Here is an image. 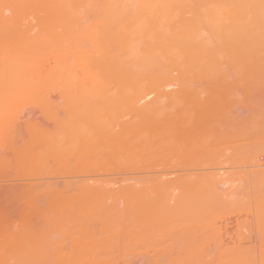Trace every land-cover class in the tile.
I'll use <instances>...</instances> for the list:
<instances>
[{
	"label": "rangeland",
	"instance_id": "374dc122",
	"mask_svg": "<svg viewBox=\"0 0 264 264\" xmlns=\"http://www.w3.org/2000/svg\"><path fill=\"white\" fill-rule=\"evenodd\" d=\"M28 2V0H0V195H2L3 194V196L1 197L0 196V213L3 215V216H1L0 215V234L2 233V234H6L5 236H6V238L7 239H9V240H6V239H4L6 242H4V240H3V237L5 238V236L4 235H0V258H2V259H0V264H261V262H259L260 260H259V258H260V256H259V254H260V249H259V246L261 247V250L263 251L264 249H263V245H264V242L262 243H260L259 241L260 240H258L260 237H264V229H263V227H264V225H262L263 223H264V199H262V198H264V196L262 195V194H264L261 190H260V193H257L256 195H254V193H255V191L254 190H256V188L258 187V185H259V188L260 189H263L264 187V181H263V177L264 176H261L262 175V173H263V171H264V75L263 76H261L260 75V72H256L257 74H258V76L256 75V77L253 75V76H251V77H248V75L247 76H245L244 74H245V71L243 70V69H241V71L242 72H238V71H236L237 72V74L233 71V69H235V68H233L231 65H229L230 63H226V64H228L230 67H231V69L229 70L228 69V71L226 70H223L222 68H223V66L221 67V69L223 70H219V71H222L221 73H218V75L215 73V75H213V74H211V73H213V72H208L210 75H208V74H206L207 72H204L205 73V75L203 74L202 75V77H201V75H200V73H198L199 74V76L198 75H196L195 76V78L197 79L196 81H195V79H194V77L192 78L191 77V74L190 73H188V74H190V76L189 77H191L192 79H194V80H192L191 78H189L188 76H187V74H186V72H182L181 74L179 73V71H177L178 69H176V70H173V69H175V68H173L172 70L170 69L169 70V72H167V71H165V74H167V73H170V71H173L174 73H172L171 72V80H169V78H168V75L169 74H167V76H166V78H165V76L163 77L164 78V81H165V79H166V82H164V85H160V86H157V87H153V88H151V89H149V88H147L149 91H146V93H148V94H146L145 93V95H148L146 98H144L143 100H141L142 101V103L143 104H149L150 102H152V101H155V104H153V107H150V108H148V109H151V110H153L154 111V109H156L158 106V104L160 105V104H162V105H164V108H165V105H167L168 103H171L172 101H176V100H171V99H173L175 96H177V98L179 97H181L180 98V100L184 97V94L185 93H188V90L189 91H192V90H194V91H197V92H193L194 94H197V95H194V96H191V92H189V93H191V94H189V95H185V96H188V97H190V98H193V97H195V98H193V99H195V101H196V99H199L200 101H203L205 98L204 97H206L207 95L208 96H210V99L208 98V96H207V99H205V100H208L209 99V101H210V103L211 102H214V104H213V106H212V108L215 106V103L219 106H215V108L216 107H218V108H221L222 107V111L219 109V111H221V112H218L217 114H215L216 112H217V110L216 111H214L215 109L213 108V111L215 112L214 113V115L216 116V118H222V120H217V122H219L220 121V123H218L217 125L218 126H216V125H214V127L216 128V129H218L217 127H219L220 128V125H221V128L222 129H219L218 131L214 128V127H212L213 125H212V122L214 121L213 119H211V121L212 122H210V123H206V122H204V124H207V126H208V124H211L212 126V129H210V130H207V126H203L204 124L203 123H201L202 125L200 126V123L198 122V120L200 119L201 120V118H199V116H197V122H194L193 120L194 119H192V122H191V124L190 125H192V123L194 122V123H196V124H199V127L198 126H196V124H194L193 123V125L192 126H190V125H188V129L190 130L191 128H189V127H193L194 125H195V127L193 128L194 130V136H195V134H196V137L198 138V136H200L201 134H200V132H203L204 133V129H202V127L203 128H205V133H206V130H207V133L208 132H210V131H212L213 129H215V132H212L211 133V135L213 136V134H214V136H216L215 138H223L220 134H224L223 136H224V138L223 139H225L226 138V136H228L229 135V137H230V134H231V136H234V137H232L231 138V140H230V138H226L225 139V143H226V145H223L224 144V140L223 139H221L220 138V142H218V139H214V137H212L214 140H215V147H217V149H219V147L217 146V145H219V144H221L222 143V145L223 146H226L227 147V149H228V147H229V149L228 150H226L225 149V151L223 150V146L221 145L220 146V148L221 149H219L218 151L215 149V151L217 152V153H215L214 151H213V149L215 148V147H213L214 146V144H213V146H212V143H213V140H209V138L210 137H208V136H206V137H208V139L207 140H209V141H211V146H209L208 144H206L207 146H208V148L209 147H211L210 149L213 151V152H211V154H212V157H213V155L214 156H218V155H221V154H223L222 155V157L221 158H223L224 157V160L223 159H221L220 157H218V158H216V159H214L215 161H218L217 159H221L220 160V162H218V163H221V161H222V165H220V164H218V165H220V167H217L216 168V165L217 164H214L213 162H215V161H212L213 160V158H215V157H213L212 159H210V160H208V162H207V160H206V162H204L203 164H206V163H208V164H211L210 165V167H209V165H206V170L207 171H209V169L212 171V169H213V166H214V168L215 169H213V170H215L216 171V169H217V172H219V174L217 175V176H220V174H221V177H223V176H228V173L230 172V173H232L233 175L235 174V176H233V178L231 177V176H229L230 177V179L232 180V181H235V182H237V184L235 183V182H233L234 184H235V187H234V185H232L233 183L230 181V179H225V178H227V177H225V178H223V180L225 179V184H226V182H231V183H227V185H224V181L221 179V180H219V178L218 177H215V178H210V179H213L212 181H214V179H216L217 178V182L219 181H221L222 182V188L220 187L221 185V182L219 183V186H218V188L220 189L219 191H220V193L222 194L221 196H223L224 194H225V198H224V196L223 197H219V198H214V197H210V195L211 194H213L212 192H210L212 189H211V186L214 184V182H215V184H216V181H214V182H212L211 183V180L209 181V183H211L210 185V189H208V190H210L209 191V193H211V194H209V196L208 195H206L205 196V194H200L201 196H203L204 198L202 199L199 195V197L198 198H201L203 201H204V199H205V201L204 202H206V203H208V201H209V198H211L212 199V201L211 202H213V199H218V200H214V202L215 201H217V204H218V206L220 207V209L221 210H223L221 213L217 210V211H215V213H214V210L213 211H211L210 209H212V208H210L209 210L210 211H202V209H204L205 207H203L202 209H201V207H199L198 208V211H199V209H201V211L203 212V215L201 214L202 212H199L200 213V218H199V216L198 217H196V215H198V214H196L195 215V209L192 211L191 210V208L193 209V205H191V206H193V207H191L190 206V199H189V201L187 202V203H185V204H182V206L179 204V207H185V209H187L186 211H188V212H186L187 214H189V215H191V213L193 212L194 213V220H196V218H198L199 220H201L200 222H198V219H197V223H195L192 227H194L193 229H192V227L191 228H189L191 225H192V223H194L195 221L192 219V215H191V219H190V216H189V218L186 220V221H189V222H191L192 220L194 221H192L191 223H189L190 225H189V229H186L185 227H184V224H182V226H178V224H176L178 227H180V229H177L178 227L175 225L173 228H171V226L169 225V226H167L168 228L170 227V229H168L167 227H165V230H163L162 228H156V227H154L153 228V226L154 225H152V227L150 228V226H149V229H147L146 228V230H145V232L148 234V237L146 236L147 234H145V237L142 235V232L144 231H142L141 230V232H140V228L142 227V229H144L143 227H144V220L143 219H145V218H143V219H141L140 217V220H142V221H138L139 223H137V224H139L138 226V228L136 227V229H134V227H133V229L131 228V226H133L134 225V223L136 222V221H132V222H134V223H132V225H129L130 223H128V224H126L127 226H122L120 223V227L118 226V224H117V222H116V224H114L115 223V220H113V218L111 219L110 217H108L109 215H107L106 216V218H108V220L110 219V222H109V224H108V222L106 221V223H105V225H107V232H109V231H112V233L110 234V233H107L106 234V230H105V232L103 231L104 229H106V227L103 225L104 224V220L102 221V219L101 218H99V217H101V216H99L100 214H104V215H106L104 212H101L99 215H97L96 217H95V215H93V213H89V214H92L91 216H89V220L90 221H92L91 223H90V221L88 220V222H89V226L91 227V225L92 224H94V225H92L93 227H94V229L92 228L91 230V232H93L94 230H95V234H94V237L93 236H90L89 235V237L92 239V241H91V243H90V245H89V240H91L89 237V239H88V241L89 242H87V236H82V233L83 232H81L80 234V239H78L77 240V237L79 236V234L76 236V234H74L76 231L73 229V228H75L74 227V224L72 223V221L74 220H72V218H68V213H70L69 211H68V213H66L65 212V215H66V218H68V220L66 219V221H64L63 220V218L64 217H62L61 218V215L60 214H62L64 211V209H68L67 208V206H66V203H67V201L66 200H70L71 201V203H72V201H73V199L71 198V197H73V196H75V195H77L78 193H80V196L82 197H79V195H77V197H79L78 199L81 201V199H84V197L86 196V194L84 195V194H81V193H83L84 192V190H83V192H82V188H80V184L82 183L81 182V180L83 179V178H85L86 177V179L88 178H90L91 180H92V178H93V181L95 180V179H99V177L101 178V176L100 175H98L97 176V173L95 174V175H93V176H90L89 174V176L87 175H85V177H84V175H83V173H84V171H83V173H82V175L81 176H79L81 173H80V171H82L83 170V168H85L86 167V165L88 166L87 168L89 169V167L91 168V169H93V167H91L90 166V164L89 163H87L88 162V160L86 161V159L87 158H84V156H83V152L81 151V149H79V146H77L78 147V149H76V148H74V149H72L73 148V146H71V147H67V146H69L68 144H72L71 143V141L72 142H74L73 141V136H74V132H76V134H75V136L74 137H77L76 135H77V133H82V130L80 131V130H78L79 132H77V130H76V128H77V124H75L76 122H78L79 121V119L82 117V118H84V119H82V120H85V117L84 116H86V122H88V124L84 121V123H86L87 125H89L90 126V123H91V121L92 122H94L93 120L95 119V117H96V119H101V117H102V121H103V117L104 116H102V115H106L107 113H109V116H108V118L106 119V120H104V122L105 121H108L109 119V121H108V123L106 122V123H103V124H105V126H106V124L108 125L109 124V122L113 125V127H111V125L109 126L110 128H107L108 126H104V125H102L101 123L99 124V125H102V127H104L105 129H103V128H101L104 132H103V134L105 133V134H107V136H105V134L103 135V136H100V137H107V138H105V139H108V136L110 135V134H113L114 135V133H118L117 131L120 129V126L121 125H118L117 127L119 128H117L116 127V124H118L119 122L118 121H120V119H122L123 120V118L122 117H129V114L131 113L132 114V112H133V114H135L134 113V111L132 110H129V106L128 105H126L125 107H124V103H123V106H122V104L120 103L121 101H119V103L117 102V101H114V100H116V99H114L115 97L113 96L114 95V93H116L117 92V89H116V87H114L115 85H114V83L113 82H111L110 80H107V79H110L111 78V76L108 74L107 75V77L105 76V78H103L102 77V74H99V73H97V72H94L93 70H91L90 72H93V73H91L90 74V76L91 75H96V76H92L93 78H91V79H93V80H88V79H90V76H89V73L87 72V68L85 69V67L86 66H88V61H87V58L86 57H88L90 54H95V52H97V48L95 47L96 45H94L95 43L94 42H92L91 41V37H93V33H97V34H99L100 35V32L102 33V31H101V25L99 24V23H101L102 21L99 19V18H101L100 16H102L103 15V13H104V11H99L98 12V10L95 8V7H98L99 6V8H101L100 7V2H99V4H97L98 3V1L96 2V5L97 6H94L93 8H95L96 9V12H95V10L94 11H91V8H90V11L92 12H90V11H88L90 14H88L87 12H86V10H85V12H84V9H79L81 12H79L78 10V12H76V13H74V14H76V16H79V18H82V17H86V18H88V19H86L87 21H88V23H89V21H91V24H87V21H85V20H82V21H79V23L81 22V24H82V22H84L85 23V25H86V28H84L85 26H81L80 24V26H81V28H79L80 26L77 24V22H75V23H72L71 22V24H69L70 22H67L68 24H66L65 25V23L66 22H63V24L64 25H62L61 23V27L60 28H56L55 26H57V25H59L58 23H56V25H55V23H51V24H47V26H45V23H42V22H39V18H41L42 16H43V14H45L44 12H39V13H37V12H35V11H38V10H34V11H32L33 9H27V4L25 3V2ZM47 0H45V2H46ZM49 1V2H48ZM47 2L48 3H51L52 5L51 6H54L53 5V2H55V4L57 5L59 2H57L56 3V1L57 0H48ZM61 3V2H60ZM59 3V4H60ZM59 6V5H58ZM29 7V6H28ZM57 7V6H56ZM51 9L50 10H52V12L51 13H53V12H55V13H57V8H53V7H50ZM32 11V12H34V16L29 12V11ZM55 10V11H54ZM88 10H89V8H88ZM102 10V9H101ZM27 12V13H26ZM49 12V11H48ZM48 13V14H51V13ZM60 12L61 11H59V14H60ZM65 11H63V13H64ZM30 14V15H29ZM38 16H37V15ZM65 15V14H64ZM114 15H116V14H114ZM34 17V19H32L33 17ZM36 16V17H35ZM89 16H93V18L95 17V16H97V23H96V20L94 19H90L89 18ZM26 18V19H25ZM115 18H117V17H115ZM31 19L33 20V21H31ZM37 22H36V21ZM93 21H95V23L93 22ZM31 22V23H30ZM34 22H36V23H34ZM83 23V24H84ZM39 24L41 25V26H39ZM96 24H98L99 25V28H98V25H96ZM44 25V26H43ZM49 25L51 26H53L54 25V27H55V32L53 33L52 31H53V29H54V27H53V29H52V26L51 27H49ZM72 26V27H70V28H66L65 26H67V27H69V26ZM90 25V26H89ZM89 26V27H88ZM96 26V27H95ZM59 27V26H58ZM64 29H63V28ZM83 27V28H82ZM94 27V28H93ZM49 28H51V30L49 29ZM62 28V29H61ZM44 29H49L48 31L47 30H44ZM58 29H60L59 31H58ZM78 29H80V30H78ZM83 29V30H82ZM91 29V30H90ZM94 29H95V31H94ZM99 29H100V31H99ZM30 30V31H29ZM75 30H78V31H75ZM83 31H87L86 33L85 32H82ZM97 31V32H96ZM37 32V33H36ZM74 32V33H73ZM61 33H63L64 35H66L65 36V39H64V36H63V40L65 41H63L62 42V37H60L61 35H59V34H61ZM65 33H68V34H75L74 35V37L77 35V34H79L80 35V37L82 38V39H86V40H89V42H86V40H83L82 42H84V43H86L87 45H86V47H85V44L83 45V46H80L79 44H83V43H81L80 41H79V39L80 38H77V39H75V40H78L77 42H74V40L72 41V39H70V37L69 36H67L68 34H65ZM77 33V34H76ZM31 34V36H29ZM43 35L44 34V36L42 37L41 35ZM53 34V35H52ZM48 35H50V36H48ZM16 36V37H15ZM39 36V37H38ZM56 36H58V38L56 37ZM84 36V37H83ZM88 36V37H87ZM60 37V38H59ZM74 37H71V38H73L74 39ZM105 37V35L103 36V33H102V38H104ZM25 38V39H24ZM34 40H33V39ZM52 38V39H51ZM70 39V41L69 40H67V39ZM89 38V39H88ZM14 39H16V40H14ZM43 39V40H42ZM55 39H59V40H55ZM61 39V40H60ZM44 42V43H51L50 45L51 46H53V47H56V48H53L54 49V51H52V47L51 46H49V47H47L46 46V44H44L42 41ZM31 41V42H30ZM39 41V43L37 44V42ZM56 41V42H55ZM58 41H60V42H58ZM62 42V43H61ZM66 42H74L75 44H77V46L74 44L73 46H70V45H72L73 43H71V44H65ZM19 43V44H18ZM32 43V44H31ZM34 43V44H33ZM57 43H58V46H59V49H57ZM61 43V44H60ZM94 43V44H93ZM41 44V45H40ZM48 44V45H49ZM92 44H93V46H92ZM43 45V46H42ZM42 46V47H41ZM45 46L47 47L46 49H45ZM69 46V47H68ZM87 46H89V47H87ZM60 47H61V49H60ZM62 47H63V49H62ZM83 47H85V48H83ZM91 47H93V49H95L94 50V52L91 50L92 48ZM26 48V49H25ZM51 48V49H50ZM70 48V49H69ZM80 48V49H79ZM88 48H90V49H88ZM37 49V50H36ZM39 49V50H38ZM44 49H45V51H44ZM49 49V50H48ZM65 49V50H64ZM69 49V50H68ZM63 50V51H62ZM75 50V51H74ZM80 50V51H79ZM25 51V52H24ZM33 51V52H32ZM48 51V52H47ZM72 53H71V52ZM92 51V52H91ZM37 52V53H36ZM43 52H45V53H43ZM62 52V53H61ZM74 52V53H73ZM84 52V53H83ZM87 52V53H86ZM89 52V53H88ZM21 53V54H20ZM51 53V54H50ZM43 54V55H42ZM80 54H83V55H80ZM84 54H85V56H84ZM55 55H57V56H55ZM65 55V56H64ZM95 55H97V54H95ZM63 56H64V59H63ZM76 56V57H75ZM81 56V57H80ZM83 56V57H82ZM42 57V58H41ZM44 57V58H43ZM70 57H75V60H77V61H75V60H73V59H71ZM11 58V59H10ZM36 58V59H35ZM68 58V59H67ZM40 59V60H39ZM67 59V61H65ZM72 60V62H74V63H76L77 65H75L74 63V66H75V68H76V70L78 71H76L77 72V74L75 73V71H74V73H72L71 72V70H70V72H71V74H76V76L78 77V79L76 80L75 78V75L74 76H72L71 77V81H73V80H75L77 83H75L74 81L72 82V83H74L75 85H74V87H70L69 89L67 88V86H71V85H69L68 83H67V79L66 78H64L65 77V74H64V72H63V74L64 75H62V77L64 78V79H66V80H64L63 79V81L59 78V77H57L58 75H60V70L57 68L58 67V65L59 64H62L63 63V61H65V63H67L68 62V60H69V63H71V60ZM82 59V60H81ZM86 59V60H85ZM80 60V61H79ZM19 61H20V63H19ZM40 61V62H39ZM59 61H62V62H60L59 63ZM85 61V62H84ZM87 61V62H86ZM82 64H81V63ZM83 62H84V64H83ZM17 63H19V65H17L16 66V64ZM33 63H36V64H34L33 65ZM86 63V64H85ZM13 64V65H12ZM23 64V65H22ZM25 64V65H24ZM226 64L224 65V66H226ZM64 65V64H63ZM20 66V67H19ZM25 66V67H24ZM39 68H38V67ZM72 66V65H71ZM12 67V68H11ZM17 67V68H16ZM18 68L20 69V70H18ZM59 68H60V66H59ZM71 68H73V66L71 67ZM75 68H73L74 70H75ZM227 68V67H226ZM226 68H224V69H226ZM31 70V71H30ZM59 70V72H56V71H58ZM237 70V69H236ZM262 70V69H261ZM264 70V69H263ZM13 71V72H12ZM69 71V70H68ZM73 71V70H72ZM260 71V70H259ZM15 72V73H14ZM27 72V73H26ZM52 72H54V73H52ZM66 72V71H65ZM244 72V74H242ZM14 73V74H13ZM17 73V74H16ZM55 73H57V74H55ZM97 73V74H96ZM178 73V74H177ZM183 73H185L186 75H183ZM233 74L234 76L232 77V75L231 74ZM253 73V72H252ZM261 73H264L263 71L261 72ZM10 74H12V75H10ZM34 74V75H33ZM52 74V75H51ZM69 75H67L68 77H70V73H68ZM104 74V73H103ZM196 74V73H195ZM202 74V73H201ZM223 74V75H222ZM225 74V75H224ZM227 74V75H226ZM249 74V73H248ZM13 75H14V78H13V80H12V77H13ZM86 75V76H85ZM164 74H162V76H163ZM169 75V76H170ZM175 75H178V76H175ZM194 75V73H192V76ZM231 75V76H230ZM260 75V76H259ZM186 76H187V78H186ZM215 76H220V77H223V78H217V80L215 79V81H213V82H211L214 78H215ZM15 77H17V78H15ZM25 77V78H24ZM47 77H49V78H47ZM75 77V78H74ZM86 77H88V78H86ZM98 77L101 79H98ZM109 77V78H108ZM157 77H159V75H157ZM156 76H155V78H157ZM175 77H176V80H175ZM183 77V78H182ZM205 79H204V78ZM210 77H212L211 78V80H210ZM229 77H232L231 78V80L232 79H234V78H239V83H238V81H236V79H234L235 81H236V84L238 85V86H236V84L234 83V82H232L231 84L232 85H234V86H232L230 83H229V80H230V78ZM29 78V79H28ZM30 78H31V80H30ZM34 78V79H33ZM103 78V79H102ZM107 78V79H106ZM154 78V79H155ZM160 78H161V75H160ZM200 78H203V79H200ZM209 78V79H208ZM241 78V79H240ZM242 78L245 80H242ZM257 78V79H256ZM259 78H260V80H259ZM9 79H11L13 82H11L10 83V80ZM14 79H16V80H14ZM23 79V80H22ZM36 79V80H35ZM40 79V81H38V85H37V83H36V81L37 80H39ZM49 79V80H48ZM54 79H55V81H54ZM60 79V80H59ZM83 79V80H82ZM99 80V81H101V84H100V82H97V83H95L96 82V80ZM112 79V78H111ZM159 79V78H158ZM179 79V80H178ZM187 79H189L188 81H187ZM60 82H59V81ZM86 80V81H85ZM95 80V81H94ZM102 80L106 83V84H104V82H102ZM157 80V79H156ZM162 80V79H161ZM160 80V81H161ZM181 80V81H180ZM184 82H183V81ZM190 80H192L193 82H195V83H193V82H191ZM200 82H199V81ZM210 82H209V81ZM222 80V81H221ZM224 80H226L227 81V83L229 84V87H228V85L226 86L224 83L226 82V81H224ZM231 80H230V82H231ZM259 80V81H258ZM22 81H24V82H22ZM52 81H54V82H52ZM66 81V82H65ZM78 81H81L82 83H80V84H82L83 86H85V87H81V85L78 83ZM91 82L89 85H88V83L89 82ZM110 81V82H109ZM159 81V80H158ZM205 81V82H204ZM244 81V82H243ZM33 82V84H31ZM62 82V83H61ZM63 82L64 83H66L65 85L63 84ZM83 82H84V84H83ZM155 82V81H154ZM179 82V83H178ZM183 82V83H182ZM189 82V83H188ZM198 82V83H197ZM207 82H209V83H211V84H208ZM215 82H218V83H215ZM223 82V83H222ZM246 82V83H245ZM256 82H257V85L258 84H260V85H256ZM14 83V84H13ZM22 83H23V85H22ZM28 83V84H27ZM35 83V84H34ZM48 83V84H47ZM50 83V84H49ZM54 83H55V85H54ZM58 83V84H57ZM60 83V84H59ZM71 83V84H72ZM93 83H95V85H93ZM151 83H153V82H151ZM158 83V82H157ZM157 83H156V85H157ZM161 83V82H160ZM166 83H168V84H166ZM191 83V86L189 85ZM202 83V84H201ZM213 83H215L214 85H213ZM221 83V84H220ZM234 83V84H233ZM250 83V84H249ZM27 84V85H26ZM52 84V85H51ZM57 84V85H56ZM68 84V85H67ZM79 84V85H78ZM109 86H108V85ZM155 84V83H154ZM163 84V83H162ZM170 84V85H169ZM177 84V85H176ZM182 84H184V85H187V87L186 86H184V85H182ZM217 84V86H219V87H217V86H215ZM220 84V85H219ZM252 84H253V87H252ZM45 85V86H44ZM59 85V86H58ZM63 85V86H62ZM91 85V86H90ZM100 85V86H99ZM103 85V86H102ZM107 85V86H106ZM155 85V86H156ZM159 85V84H158ZM212 87V89H210L211 87ZM222 85H225V86H223L222 87ZM240 85H241V87H240ZM245 85V86H244ZM247 85V86H246ZM65 86V87H64ZM72 86H73V84H72ZM94 86V87H93ZM166 86V87H165ZM181 88H180V87ZM216 88H215V87ZM232 86V88L233 89H229L230 87ZM243 86V87H242ZM255 86V87H254ZM91 87H93L92 88V90H91ZM105 87H106V89H105ZM150 87V86H149ZM178 87V88H177ZM210 87V88H209ZM226 87H228V89L226 88ZM244 87L245 88H248V89H244ZM161 90H160V89ZM175 88H177V89H175ZM191 88V89H190ZM217 89L218 90V92H217V90H215V89ZM222 88V89H221ZM237 88H239V89H237ZM253 88V89H252ZM52 89V90H51ZM79 89V90H78ZM86 89H88V90H86ZM181 89V90H180ZM214 89V90H213ZM242 89H243V91H242ZM250 89V91H248ZM252 89V90H251ZM30 90H31V92H30ZM74 90V91H73ZM98 90H99V92H98ZM105 90V91H104ZM131 89H129V91H130ZM158 92H157V91ZM166 90V91H165ZM219 90H221V91H219ZM223 90H226V91H224L225 93H228V94H226V96H228V98H226V99H228V101L226 100V99H223L224 97H225V95H224V93L223 94H221L220 92H222ZM239 90H241V91H239ZM246 90V91H245ZM49 91H50V93H49ZM56 91V92H55ZM104 91V92H103ZM116 91V92H115ZM164 91V92H163ZM213 91V92H212ZM28 92V93H27ZM37 92H39V93H37ZM54 92V93H53ZM70 92V93H69ZM73 94H72V93ZM90 92V93H89ZM112 92V93H111ZM131 92V91H130ZM129 92V93H130ZM173 92H174V94H173ZM185 92V93H184ZM213 93L214 95H212V94H210V93ZM234 93L235 95H232V93ZM31 93V94H30ZM37 93V94H36ZM48 93V94H47ZM95 93H97V94H95ZM107 93H109V94H113V95H109V94H107ZM119 93V92H118ZM155 93V94H154ZM181 93V94H180ZM202 93V94H201ZM36 94V95H35ZM60 94V95H59ZM71 94H72V96H71ZM93 94V95H92ZM99 94V95H98ZM150 94V95H149ZM158 95V97H157V95ZM162 94V95H161ZM167 94V95H166ZM210 94V95H209ZM216 94H218V95H216ZM223 96H221V95ZM38 95V96H37ZM42 95V96H41ZM49 95V96H48ZM63 95H65V96H63ZM85 95V96H84ZM104 95H105V98L107 99V100H109L112 96V98L111 99H114V100H109L110 102H106V103H104L105 102V100H104ZM107 95V96H106ZM213 97H212V96ZM215 95H216V97H215ZM230 95H232V97L230 96ZM93 96H94V98H93ZM97 96V97H96ZM108 96H110V97H108ZM150 96V97H149ZM199 98H198V97ZM200 96H201V99H200ZM72 97V98H71ZM76 97V98H75ZM89 97V98H88ZM100 97V98H99ZM203 97V98H202ZM213 99H212V98ZM219 97V98H218ZM43 98V99H42ZM68 98V99H67ZM102 98H103V101H102ZM109 98V99H108ZM117 98V97H116ZM159 98V99H158ZM166 98V99H165ZM170 98V99H169ZM176 98V99H177ZM178 98V99H179ZM233 98V99H232ZM75 99V101H73ZM164 99V100H163ZM188 99V98H187ZM212 99V100H211ZM232 99V100H231ZM69 100V102H67ZM77 100V101H76ZM97 100H99V101H97ZM120 100H122V99H120ZM167 100V101H166ZM204 100V101H205ZM224 100V101H223ZM226 100V101H225ZM234 100H235V102H234ZM100 101H102V102H100ZM179 101V100H178ZM177 101V102H178ZM181 101H184V102H182V103H184L185 104V101H187V100H184V99H182ZM209 101H207V103L209 102ZM223 101V102H222ZM230 101H232V102H230ZM40 102V103H39ZM56 102H57V104H56ZM176 102V103H177ZM188 102V101H187ZM191 102H193L192 100H191ZM227 102H229V103H227ZM94 103V104H93ZM96 103V104H95ZM99 103V104H98ZM101 103V104H100ZM108 103L110 104V103H117V104H110V105H108ZM141 102H140V105L142 104ZM167 103V104H166ZM176 103H174L173 104V102H172V106H174V108H176V112L174 111V113H176L177 115H178V111H177V108L180 106H176L175 107V105H177ZM190 103V102H189ZM194 103V102H193ZM193 103H191L193 106H194V104ZM198 103V107L197 108H200V107H204V106H202L203 104H201V106L199 105L201 102H197ZM233 103V104H232ZM234 103H235V105H234ZM262 103V104H261ZM44 104V105H43ZM47 104H48V106H47ZM61 106H60V105ZM88 104V105H87ZM105 104H107V106L109 107L110 106V109L108 110V107L107 106H104ZM121 104V105H120ZM142 104V105H143ZM179 104H181V103H179ZM184 104H181V105H184ZM191 104H190V106H189V104L188 103H186L185 105L188 107H184L185 108V110H183L184 112H182V110L181 109H179L178 108V110H181L179 113H183V114H185V112L186 113H188L189 111H191V113L193 112L192 110H190V108H193V107H191ZM209 104V103H208ZM208 104H206V106L208 105ZM233 106H232V105ZM260 104H261V106H260ZM98 105H100V106H98ZM116 105L118 106H121L120 107V109H118V107L116 108ZM142 105L140 106V107H142ZM162 105H160V108H161V106ZM170 105V104H169ZM211 105V104H210ZM71 106V107H70ZM99 107V108H97V109H99V110H96V108L95 107ZM138 106H139V104H138ZM138 106H136V107H138ZM145 106H147V105H145ZM151 106H152V104H151ZM197 106V105H196ZM205 106V107H206ZM209 106V105H208ZM53 107V108H52ZM87 107V108H86ZM92 107V108H91ZM103 108V111H105V114L102 112V114H100V111H101V109L100 108ZM107 107V108H106ZM129 107V108H128ZM135 107V108H136ZM163 107V106H162ZM183 106H181V108H182ZM190 107V108H189ZM256 107V108H255ZM45 108V109H44ZM57 108V109H56ZM66 108V109H65ZM86 108V109H85ZM94 108V109H93ZM105 108V109H104ZM133 108V107H132ZM134 108V109H135ZM142 108H144L145 110H146V108L145 107H142ZM167 108V109H166ZM165 109L167 110V112L165 113L166 114V116H167V118L169 119V118H171L170 116L168 117V115H167V113H173V111H170V112H168L169 110V108H170V106H169V108L168 107H166ZM196 108V107H195ZM207 108V107H206ZM209 108H210V106H209ZM212 108H210V109H212ZM224 108H225V113L226 114H224L223 112V110H224ZM81 109H83L82 111H81ZM127 111H126V110ZM143 109V110H144ZM158 109V108H157ZM156 109V110H157ZM186 109H187V111H186ZM189 109V110H188ZM204 109V108H203ZM260 109V110H259ZM66 110H68V111H66ZM73 110V111H72ZM79 110V111H78ZM85 110H87V111H85ZM106 110H108V112L106 111ZM144 110V111H145ZM154 111V112H156V113H158L157 111L159 110H157V111ZM164 110V109H163ZM165 110V111H166ZM171 110H173V109H171ZM193 110H195L196 111V109H193ZM198 110V109H197ZM209 110V109H208ZM227 110V111H226ZM230 110H231V112H230ZM254 110V111H253ZM85 111V114L84 113H82V112H84ZM95 111L97 112V111H99V112H97V114H95ZM111 111V112H110ZM135 111L137 112H139L140 111V113L142 112V110H141V108H139L138 107V109L136 110L135 109ZM161 111H162V108H161ZM164 111V112H165ZM194 111V112H195ZM201 113V115H204V111H203V114H202V111L201 110H199ZM213 111H211V112H209L210 114L211 113H213ZM229 111V112H228ZM255 111H259V112H255ZM262 111V112H261ZM87 112H89V114H87ZM90 112H93V114L91 113L90 114ZM114 112V113H113ZM117 112V114L115 115V113ZM152 112V111H151ZM154 112H152V114L154 113ZM163 112V111H162ZM163 112V113H164ZM192 113L193 115H192V118H194L195 116H196V113ZM196 112H198V111H196ZM234 112V113H233ZM48 115H47V114ZM54 113V114H53ZM62 113V114H61ZM77 113H79V114H77ZM98 113H99V115H98ZM124 113V114H123ZM127 113H129L128 115H127ZM228 113V114H227ZM253 113V114H252ZM255 113H258L257 115L255 114ZM114 114V115H113ZM141 114H143V116H144V112L143 113H141ZM140 114V115H141ZM161 114V113H160ZM190 114V113H189ZM188 114V115H189ZM224 114V115H223ZM232 116H231V115ZM235 114V115H234ZM69 115V116H68ZM73 115V116H72ZM74 115H76V116H74ZM80 115V116H79ZM92 116L93 115V117H91L90 118V116ZM97 115V116H96ZM101 115V116H100ZM139 115V117L141 118L142 116H140ZM154 115V114H153ZM158 115V114H157ZM157 115H155V116H157ZM176 115V116H177ZM180 115V117H181V114H179ZM178 115V116H179ZM195 115V116H194ZM201 115H200V117H201ZM209 115V114H208ZM208 115H206L207 116V118H209L208 117ZM247 115V116H246ZM250 115V116H249ZM55 116H56V118H55ZM66 116H67V118H66ZM77 116H79V117H77ZM89 116V117H88ZM100 116V117H99ZM113 116V117H112ZM116 116V118H117V121H115L116 119H114V117ZM122 116V117H121ZM131 116V115H130ZM155 116H152V118L154 117L155 118ZM163 116V115H162ZM172 116H175V115H172ZM206 116L204 115V117L206 118ZM245 116V117H244ZM88 117V118H87ZM105 117H107V115L105 116ZM119 117H121L120 119H119ZM127 117L126 118H124L125 120H128L127 119ZM132 118L134 117L133 115L131 116ZM136 117H138V113H137V116ZM136 117H134V118H136ZM184 117L186 118L187 117V115L186 116H182V118L184 119ZM189 118H190V115L188 116ZM231 117V118H230ZM241 117V118H240ZM243 117H244V119H243ZM51 118V119H50ZM62 118L64 119V120H62ZM77 118V119H76ZM90 118V119H89ZM113 118V119H112ZM143 118V117H142ZM154 118L152 119V121L154 120ZM163 118L165 119V117L163 116ZM173 118V117H172ZM199 118V119H198ZM206 118V119H207ZM213 118V117H212ZM216 118L214 117V119L216 120ZM252 118H253V120H252ZM259 118V119H258ZM263 118V119H262ZM69 121V123H71V120H74V122L72 123V124H75L76 126V128H74L73 127V129H75L74 130V132H72L70 135L72 136V137H67V139H66V137L65 136H67V135H65L64 136V133H62L63 131L65 132V133H69V128L71 127L72 128V126L73 125H71V124H68V123H66V124H68L70 127L68 128V126H66V124H62V122L64 123V122H66L67 120ZM70 119V120H69ZM131 119V118H130ZM129 119V120H130ZM144 119V118H143ZM174 119V118H173ZM172 119V120H173ZM176 120H178V118L176 117L175 118ZM174 119V120H175ZM183 119H182V121H183ZM205 119V120H206ZM224 119V120H223ZM255 119V120H254ZM66 120V121H65ZM76 120H78V121H76ZM87 120H89V121H87ZM113 120V121H112ZM121 120V121H122ZM124 120V121H125ZM139 120V119H138ZM137 120V122H139ZM155 120H158V118L156 117V119ZM161 120H163L162 118H161ZM171 120V119H170ZM171 120V121H172ZM172 121V123L173 122H175L176 123V121ZM181 120V119H180ZM185 120V119H184ZM187 120V119H186ZM188 120H190V119H188ZM199 120V121H200ZM242 120V121H241ZM257 120L258 121H260V123L258 124V122H257ZM58 121V122H57ZM120 121V122H121ZM133 121V120H132ZM132 121L130 120L129 122H131L132 123ZM134 121H136V120H134ZM151 121V120H150ZM149 121V122H150ZM158 121H160V120H158ZM165 121V120H164ZM171 121H169V122H171ZM179 121V120H178ZM202 121H204V120H201L200 122H202ZM207 121V120H206ZM232 121V122H231ZM248 121H249V123H248ZM81 122H83V121H81ZM115 122V123H114ZM136 122V123H137ZM149 122H147V123H149ZM168 122V121H167ZM168 122V123H169ZM184 122V124H186L187 122L186 121H183ZM183 122H182V124H181V122L179 121V124H181V125H183ZM186 122V123H185ZM215 122V121H214ZM227 122V123H226ZM244 122H246V126L245 127H242L243 125H244ZM255 122V123H254ZM257 122V123H256ZM84 123H82V124H84ZM141 123H143V122H141ZM138 124V126H140V125H142L141 127V130H143V131H141L140 129H138L137 131L139 132V130L141 131V132H145V134H147V137L149 138L148 139V142L149 141H151V140H155V138L156 139H158V140H161V138L162 139H164L165 140V144L167 143V141H170L172 138H174V139H178L177 141H179L180 139H183V141L186 143L187 141H185L187 138H185V137H190L189 138V143L193 140V142H195L196 140L195 139H191V137L192 138H196V137H194L192 134V136H188V135H190V133H192V132H189V134H188V132H187V134H185L184 135V133H183V135H182V137L181 136H179V137H176V134L174 133V132H172V131H170L171 133H161L160 135H159V133L157 132V133H155V131L151 134V132H146L144 129H143V124ZM153 123V122H152ZM172 123L170 124L171 126H172ZM175 123H173V125L175 124ZM241 123V124H240ZM56 124H57V126H59V125H61V126H59V128L60 127H62L61 128V130L60 129H58L57 127H56ZM59 124V125H58ZM86 124H84V125H86ZM133 124H134V122H133ZM176 124H178V123H176ZM175 124V125H176ZM188 124H189V122H188ZM220 124V125H219ZM237 124V127L235 126L234 127V125H236ZM250 124V126H248ZM36 125V126H35ZM63 125V126H62ZM81 125V124H80ZM80 125H79V129H80ZM86 125V126H87ZM115 125V126H114ZM135 125V124H134ZM187 125V124H186ZM224 127H223V126ZM231 125H232V127H231ZM242 125V126H241ZM258 125L260 126V125H262V128L260 129L259 127H258ZM85 126V127H86ZM88 126V127H89ZM129 126H131L132 127V125H128V129L130 130V128H129ZM147 126V124H145V126L144 127H146ZM184 126V125H183ZM63 127H67V128H65V129H63ZM83 126L81 125V128H82ZM91 127V126H90ZM97 127V126H96ZM101 127V126H100ZM114 127H116V128H114ZM134 127V126H133ZM132 127V128H133ZM149 127V126H148ZM168 127H170V126H167V128L166 129H168ZM173 127H175V128H177L178 126L176 125V126H173ZM172 127V128H173ZM198 127V128H197ZM250 127V128H249ZM253 127V128H252ZM35 128V129H34ZM70 128V129H71ZM77 128V129H78ZM93 128V129H92ZM92 131H90V129L88 128V129H86V130H84L85 128L83 127L82 129L85 131V134L87 135V133H86V131L87 132H89L90 131V133L88 134L89 136L93 133V130H94V128L95 127H93L92 126ZM106 128H107V130H106ZM113 128V129H112ZM135 128L137 129V128H139V127H136V125H135ZM171 128V127H170ZM171 128V129H172ZM186 128H187V126H186ZM210 128V127H209ZM225 128H227V129H225ZM229 128V129H228ZM236 128V129H235ZM238 128H239V130H238ZM242 128V129H241ZM254 128H255V130H254ZM256 128H258L257 130H256ZM55 129V130H54ZM68 130V132H67V130ZM72 129V130H73ZM110 129V130H109ZM134 129V128H133ZM145 129H147V128H145ZM177 129H179V128H177ZM183 129V128H182ZM197 129H199V133H198V131H197ZM202 129V130H201ZM246 131H245V130ZM45 130V131H44ZM66 130V131H65ZM114 130H116L115 132H114ZM120 130H122V129H120ZM126 130V129H125ZM129 130H127V131H129ZM135 130V129H134ZM133 130V131H134ZM149 130V129H148ZM173 130V129H172ZM187 129H184L183 131H181V130H177V134L178 135H180L179 133H178V131L181 133V132H184V131H186ZM188 130V131H189ZM226 130V131H225ZM229 130V131H228ZM235 130H237V131H235ZM258 130H260V131H258ZM262 130H263V132H262ZM36 131V132H35ZM53 131H55L54 133H53ZM58 131V132H57ZM61 131V132H60ZM97 131V130H96ZM95 130H94V134H92L93 135V137H95V134L97 133ZM100 131V130H99ZM106 131H107V133H106ZM124 131V130H123ZM137 131H134L132 134H134L133 136H135V134H136V137H137V135L139 134H137ZM151 131V130H150ZM153 131V130H152ZM191 131H192V129H191ZM195 131H197V133L195 132ZM221 132L220 134L218 133V132ZM232 131V132H231ZM245 131V132H244ZM96 132V133H95ZM102 132V131H101ZM136 132V133H135ZM140 132V133H141ZM161 132H163V131H161ZM227 132V133H226ZM231 132V133H230ZM243 132V133H242ZM253 132V133H252ZM61 135H63V139L65 138L67 141H68V139L69 140H71V141H68V142H70V143H68L67 141H65V139L62 141V140H58L57 141V139H59L60 138V134ZM80 133V134H81ZM123 133V132H122ZM226 133V134H225ZM235 133V134H234ZM256 133V134H255ZM258 133V134H257ZM47 134V135H46ZM50 134H52L51 136H54V137H52L51 138V136H49ZM59 134V136H57ZM83 135H85L84 133H82ZM97 134H102V133H97ZM124 134H127V132H125V133H123V136H125ZM128 134H130L129 132H128ZM127 134V135H128ZM142 134V133H141ZM173 134H175V135H173ZM198 134H200V135H198ZM216 134V135H215ZM228 134V135H227ZM45 135V136H44ZM85 135V136H86ZM113 135H110V136H113ZM118 135V134H117ZM120 135V134H119ZM122 135V134H121ZM120 135V136H121ZM126 135V136H127ZM131 135V134H130ZM198 135V136H197ZM203 135H206V134H203ZM220 137H219V136ZM241 135H243V137L241 136ZM248 135H249V137H248ZM255 135V136H254ZM49 136V137H48ZM109 136V137H110ZM125 136V137H126ZM183 136H185L184 138H183ZM253 136V137H252ZM259 136V137H258ZM40 137V138H39ZM57 137V138H56ZM86 137H88V136H86ZM96 137H98V136H96ZM100 137H98V138H100ZM125 137H123V138H125ZM128 138H129V136H127ZM142 137V136H141ZM201 137V136H200ZM245 137V138H244ZM248 137V138H247ZM36 138V139H35ZM49 138H51V139H49ZM62 138V137H61ZM72 138V139H71ZM92 138V137H91ZM112 138V137H111ZM128 138H125L126 139V142H127V139ZM133 138V141L132 142H137V141H135L134 139V137H132ZM196 138V139H197ZM237 138H239V140L237 139ZM243 138V139H242ZM55 139V140H54ZM100 139H102V138H100ZM142 139V138H141ZM143 139H145V138H143ZM199 139H201V140H199V141H201V142H203L205 139H203L202 137L201 138H199ZM234 139H236V141L234 140ZM33 140V141H32ZM49 140V141H48ZM132 140V139H131ZM131 140H129L128 141V143H130V141ZM140 140V139H139ZM138 140V141H139ZM164 140H163V144H164ZM176 140H175V142H176ZM188 140V139H187ZM195 140V141H194ZM226 140H227V142H226ZM250 140V141H249ZM52 141H53V144H52ZM55 141V142H54ZM59 141H62L61 142V144L59 143V145H58V142ZM141 141V140H140ZM145 141V140H144ZM181 141V140H180ZM222 141V142H221ZM229 141V142H228ZM231 141V142H230ZM233 141V142H232ZM234 141H235V143L236 144H238V146H239V144L241 145V146H243V145H246L247 144V147L250 149H248L246 146V148L250 151V152H246V156H244L245 154H244V151H242V148H241V150H239V149H237L238 151L236 152V147H238V146H236L235 147V143H234ZM36 142V143H35ZM44 142V143H43ZM65 142H66V147L69 149V151H71L72 152V154L74 153V155H76V157L75 158H78L77 156H79V152L81 153L80 155H82L83 156V162L81 163V164H83L85 161H86V163H84L83 165H82V167L83 166H85V167H81V165L78 167L77 166V164H75V163H72L73 162V156L69 153V151L67 152V153H65V155H63V153L66 151V147H65V149H63V150H60L62 147L61 146H63V145H65ZM146 142V141H145ZM155 142H156V140H155ZM158 143H159V141H157ZM157 142H156V144H157ZM174 142V143H175ZM197 143H193V144H196L197 146H196V149H197V151H198V148L197 147H201V143L199 144V142H198V139H197V141H196ZM206 142V141H205ZM219 144H218V143ZM177 143H179V142H177ZM180 143H182V142H180ZM208 143V142H207ZM227 143H229V145L231 144V146H229ZM252 143V144H251ZM55 144H57L56 146H55ZM76 144V143H75ZM160 144H161V142H160ZM162 144V145H163ZM184 144V143H183ZM198 144H199V146H198ZM254 144V145H253ZM54 145V146H53ZM61 145V146H60ZM180 145V144H179ZM188 145V144H187ZM228 145V146H227ZM232 145H234L233 147L235 148L234 150L235 151H233L232 149H233V147H232ZM250 145V146H249ZM153 146H155V143H154V145ZM153 146H152V149H153ZM164 146V145H163ZM168 146V145H167ZM175 146V145H174ZM178 146V145H177ZM184 146H186V144H184ZM184 146H182V144H181V147H182V149H181V151L183 150V149H185V150H187L188 149V147H190V146H192V143L190 144V146H188L187 147V149L186 148H184ZM256 146V147H255ZM258 146V147H257ZM45 147V148H44ZM48 147H49V149H48ZM56 147V148H59V150H60V152L61 151H63L60 155H58L57 153H55L56 152V150H55V156L57 157V156H59L60 158H58V161H59V159H61V157L63 158V161H62V159L60 160V162L58 163V161H57V158H56V160H53V159H55V158H53V155H54V153H53V150H54V148ZM150 147V146H149ZM169 147L170 146H168L167 148L169 149ZM199 147V150L201 149V148H203L204 149V143H203V145H202V147L200 148ZM206 147V146H205ZM225 147V148H226ZM232 147V148H231ZM244 147V150L245 151H247L246 150V148ZM47 148V149H46ZM81 148V147H80ZM154 148H156V147H154ZM159 148H162L161 146L159 147ZM159 148H158V150H159ZM165 149V147L164 148H162V149H164L165 151L166 150H168V149ZM192 148V150H193V147H190L189 149H191ZM230 148H231V150H230ZM238 148H240V147H238ZM255 148H257V149H255ZM38 149H40V150H38ZM67 149V150H68ZM148 149V148H147ZM157 149V148H156ZM156 149H154V150H156ZM162 149H161V152H162ZM175 149H178L176 146L175 147H173V145L171 144V147H170V151L169 152H171V150L173 151V153H175L174 155L175 156H173V155H171V156H173V158H175V157H177V158H179V159H182L181 161L182 162H184V160L186 161L187 159V165H186V167L187 166H189V168L192 166V164H194L196 161H200V159L199 160H194V163L193 162H191V163H189L188 161H191L189 158H187V159H184V156H182L183 158H180L181 157V154L182 153H186L187 152V154H188V152L189 151H186L185 152V150H184V152L182 151V152H180L179 150H175ZM188 149V150H189ZM195 149V148H194ZM206 149V148H205ZM51 150H52V152H51ZM76 150V151H75ZM149 150V149H148ZM163 150V151H164ZM221 150L223 151V152H221ZM251 150H252V152H251ZM47 151V153H45ZM150 151V150H149ZM164 151V152H165ZM175 151V152H174ZM178 151V152H177ZM195 151V156L197 155L196 154V150H194ZM200 151H202V149L200 150ZM200 151H198V152H200ZM207 151H208V149H207ZM207 151H206V153H207ZM243 152L242 154H244V155H241V157H243L244 156V158H242V160H240V159H238V158H240V157H238V156H240V154L239 155H236L237 156V158H235L234 157V159H237L236 160V162L239 160L240 161V164H239V162H238V164L236 163V164H234V160L232 159H230V158H228V155H227V153L228 152H230L231 154H232V152L234 153H237L238 154V152ZM53 153V154H51V153ZM57 152H58V150H57ZM75 152H77V153H75ZM152 152L154 153V151L152 150ZM151 152V153H152ZM157 154H159L157 151H155ZM160 152V153H161ZM163 152V154H165ZM197 152V153H198ZM204 152V151H203ZM202 152V153H203ZM224 152H226V153H224ZM45 153V159H46V157H47V159L45 160V159H43V157H44V155L43 154ZM150 153V152H149ZM156 153H154L155 155H157ZM190 153V158L192 159L193 157V155L194 154H192V151H190L189 152ZM194 153V152H193ZM230 153H229V156H230ZM261 153V154H260ZM41 154V155H40ZM50 156H49V155ZM187 154H185V157H186V155ZM191 154H192V156H191ZM201 154V153H200ZM200 154L199 155H197V156H200ZM209 154V153H208ZM210 154V155H211ZM37 155H39V157L37 156ZM71 155V157H73V158H69L68 159V157ZM149 154H147V156H148ZM160 155H162V153L160 154ZM168 154H166V156H167ZM262 155V156H261ZM36 156V157H35ZM40 156H41V158H40ZM143 156H146V155H144L143 154ZM142 156V157H143ZM154 156V155H153ZM170 156V155H169ZM188 157H189V155H187ZM202 156V158H204V156L203 155H201ZM207 156V155H206ZM209 156V155H208ZM226 156V157H225ZM49 157V158H48ZM50 157H51V159H50ZM156 157V156H155ZM162 157V159L165 157V155H164V157L163 156H161ZM4 158V159H3ZM53 158V159H52ZM80 158H81V156H80ZM80 158H78V159H80ZM143 158H146V157H143ZM143 158H140L141 159V161L143 162L142 163V165L144 166V164H146L145 166H149V165H155L156 163H158V160H161V161H163L161 158L160 159H158V158H156V159H158L157 160V162H154L155 160V158L152 160V162L151 163H153V164H147V163H150V162H147V160L146 161H143L142 159ZM150 157H148L147 159H149ZM168 158H170V160H171V157H168ZM167 158V159H168ZM209 158V157H208ZM249 158V161L248 162H246V164H241V162L242 163H245L244 162V160L245 161H247V159ZM258 158V159H257ZM260 158H262L260 161H259V159ZM41 160L40 161V163H38L39 161L38 160ZM49 159V160H48ZM77 159V160H78ZM82 159V158H81ZM80 159V160H81ZM140 159H137V160H139V162H140ZM165 159H166V157H165ZM176 159V158H175ZM196 159V158H195ZM198 159V158H197ZM205 159H206V157H205ZM204 159V160H205ZM225 159H227L226 161H225ZM251 159V160H250ZM43 160H45V166H46V168H44L45 166H41V165H43ZM48 160V161H47ZM53 160V161H52ZM75 160V159H74ZM76 160V161H77ZM112 160V159H111ZM176 160H178V159H176ZM192 160V161H193ZM202 160V159H201ZM253 160H255V161H253ZM35 161V163L33 164L32 162H34ZM51 161V162H50ZM66 161V162H65ZM69 161V162H68ZM75 161V162H76ZM104 161V160H103ZM103 161H100V163H99V166H101V168L99 167H97L99 170H101V172L105 169V167L107 166V167H109L110 165H112V166H110V169L109 168H107L106 167V169H109V171L107 170V172H110L111 171V173H112V171H113V169H114V167H115V169L114 170H119V169H121V168H119V169H116L119 165H120V167L122 166L121 164H117V162L114 164L113 162H112V164H111V162L110 163H108L107 161V165H106V163H104ZM116 161V160H115ZM160 161V162H161ZM168 162H169V160H167ZM180 160H179V164L180 163H182ZM225 161V162H224ZM253 161V162H252ZM259 161V162H258ZM47 162H50V163H47ZM103 162V163H102ZM133 162V161H132ZM146 162V163H145ZM164 162V161H163ZM173 162H175L174 161V159H173V161H172V163ZM178 162V161H177ZM186 162H184V163H182V164H186ZM228 162V163H227ZM252 162V163H251ZM6 163H7V165H6ZM46 163L49 165H46ZM65 163H66V165H65ZM98 163V162H97ZM102 163V164H101ZM134 163H135V160H134ZM197 163H199L200 164V162H197ZM201 163H202V161H201ZM73 164V165H72ZM86 164V165H85ZM93 164H96V162L95 163H93ZM118 166H117V165ZM125 164V163H124ZM132 164V163H131ZM131 164L129 165V166H131ZM137 163H135V165H136ZM158 164H160V163H158ZM165 164V163H164ZM171 164V163H170ZM189 164H191V165H189ZM64 165V166H63ZM70 166L71 165V168H69L68 166ZM96 165H98V164H96ZM96 165H94L95 167H94V171H99L98 169L97 170H95V168H96ZM109 165V166H108ZM133 166H134V164H132ZM161 165L163 166V164L161 163ZM174 165V164H173ZM201 165V164H200ZM213 165V166H212ZM229 165V166H228ZM239 165V166H238ZM246 165V166H245ZM9 166V167H8ZM11 166V167H10ZM37 166V167H36ZM65 166L67 167V168H65ZM72 166L73 167H78V170H77V168L75 169V168H72ZM104 166V167H103ZM126 166V170L128 169V168H130V167H128L127 165H125ZM125 166H123V167H125ZM140 166H141V164H140ZM144 166V167H145ZM158 165H155V167H157ZM172 166V165H171ZM175 166L177 167L178 165L177 164H175ZM180 166H182V165H180ZM194 166V165H193ZM199 166V165H198ZM197 164H196V170L193 168V169H182V171L180 170H178L177 169V172L180 174V172H182L183 174L184 173H186V174H188V173H190L191 174V172L194 170V171H198L197 173L199 174L200 173V175L203 173L204 174V172H206V170L204 171V167H202V169H198L197 167ZM212 166V167H211ZM225 166V167H224ZM231 166V167H230ZM7 167H8V169H7ZM40 169H39V168ZM81 167V169L82 170H79V168ZM102 167L104 168L103 170H102ZM113 167V168H112ZM122 167V168H123ZM137 169L139 168V165L137 164ZM140 167L137 171H134L135 172V175H133L134 174V172L131 170V173L133 172V174H131L130 172V174L132 175V176H134L133 178H135V177H137L136 179L137 180H139V179H141L140 177V175H142V177L144 176V175H146V174H148V173H150V174H148V175H146L147 177H150L151 176V174H152V176L154 175V174H157V173H160L159 175H161V173H162V176H163V178L161 179V180H163V179H166V172H167V170L166 171H164L163 169H161V170H155L154 171V168L151 166V169L154 171H148L149 170V167ZM164 167V166H163ZM168 167V166H167ZM185 167V166H184ZM195 167V166H194ZM12 168V169H11ZM74 170L75 172H76V170L79 172V173H77L78 174V178H77V176H76V173H74L72 170H71V172H70V170ZM111 168H112V170H111ZM133 168H135V167H133ZM142 168V169H141ZM157 168H160L159 166L157 167ZM156 168V169H157ZM207 168H209V169H207ZM243 168V169H242ZM252 168V169H251ZM3 169H4V171H3ZM35 169H36V171H35ZM65 169V170H64ZM91 169H90V171H91ZM106 169L103 171V172H105L106 171ZM130 169H132V167L130 168ZM136 169V168H135ZM134 169V170H135ZM145 169V170H144ZM150 169V170H151ZM164 169H165V167H164ZM172 169V168H171ZM171 169H168V172H169V174L168 175H170V172H171ZM181 169V168H180ZM245 169V170H244ZM85 170V169H84ZM87 170V169H86ZM85 170V171H86ZM121 170H123L122 172H121ZM121 170H119L120 171V173H123V172H125V175H126V171H125V169L123 168V169H121ZM147 170V171H146ZM173 170V169H172ZM192 170V171H191ZM250 170V171H249ZM263 170V171H262ZM1 171H3L2 173H1ZM67 171V173H68V175H67V173H65ZM69 171V172H68ZM94 171H91L92 173L91 174H93V172ZM145 171V172H144ZM163 171V172H162ZM175 171V172H174ZM190 171V172H189ZM193 171V172H194ZM214 171V172H215ZM252 171H256V172H252ZM262 172L261 173V177H262V179H261V177L259 176V172ZM6 172V173H5ZM36 172V173H35ZM100 172V171H99ZM102 172V173H103ZM107 172H105L106 174H108ZM114 172V171H113ZM153 172V173H152ZM165 172V176L163 175V173ZM167 172V173H168ZM176 172V170H173L172 171V174L174 175L175 173H177ZM202 172V173H201ZM213 171H212V173H214ZM251 172V173H250ZM5 175H4V174ZM71 173V174H70ZM86 173V172H85ZM128 172H127V174H129ZM144 173V174H143ZM207 173V172H206ZM205 173V175H206V177H208L207 175L208 174H206ZM212 173H210V174H212ZM226 173V174H225ZM230 173H229V175H230ZM244 173V174H243ZM87 174V173H86ZM130 174H129V176H130ZM171 174V175H172ZM180 175V178H181V176H187V175ZM189 174V175H190ZM198 174H195V175H198ZM209 174V175H210ZM217 173H215V175H216ZM225 174V175H224ZM256 174H258L257 176H259L260 178H258L257 179V177L256 178H252L254 175H256ZM264 174V173H263ZM8 175H10L9 177H7ZM76 176V177H74V176ZM122 174H119V175H117L118 177H122L121 176ZM124 175V176H125ZM170 175V176H171ZM194 175V176H195ZM204 175V176H205ZM241 175V176H240ZM245 175V176H244ZM249 175V176H248ZM252 175V176H251ZM4 176V177H3ZM6 176V177H5ZM110 176V178H111V176L112 175H108L107 176V178ZM114 177L116 176V175H113ZM113 176H112V178H113ZM127 176V175H126ZM139 176V177H138ZM157 176V175H156ZM190 176H192V177H194L193 176V174H191ZM203 176V175H202ZM201 176V177H202ZM212 176V175H211ZM239 176V177H238ZM244 176V177H243ZM2 177H3V179H2ZM98 177V178H97ZM117 177V178H118ZM128 177V176H127ZM127 177H125L126 179H127ZM158 177V176H157ZM165 177V178H164ZM174 177H177V175L176 176H172L171 178L173 179ZM179 177V176H178ZM241 177V178H240ZM95 178V179H94ZM103 178V177H102ZM107 178H104V179H107ZM129 179H130V177H128ZM132 178V177H131ZM143 178H145V177H143ZM150 178H152V177H150ZM191 178V177H190ZM196 178V177H195ZM240 180H239V179ZM250 178V179H249ZM253 180H252V179ZM12 179V180H11ZM38 179V180H37ZM119 179V178H118ZM125 179V180H126ZM154 179V178H153ZM204 179V178H203ZM206 179V178H205ZM209 179V178H208ZM260 179V180H259ZM8 180V181H7ZM66 180H69V182H67ZM125 180H124V177H123V180H121V181H123L124 182V184L126 183V184H131V182H132V180L133 179H130V182L129 183H127V182H125ZM128 180V179H127ZM126 180V181H127ZM135 180V179H134ZM136 180V181H137ZM143 181H144V179H142ZM141 180V181H142ZM158 180V179H157ZM167 180V179H166ZM198 180V179H197ZM227 180V181H226ZM65 181V182H64ZM83 181V180H82ZM86 181V180H85ZM90 181V180H89ZM89 181L87 182V184L86 185H88V183H89ZM120 181V180H119ZM140 181V180H139ZM141 181H140V183H141ZM142 181V182H143ZM148 181V180H147ZM151 181V180H150ZM149 181V186L151 187V185H152V182L154 183L155 181H156V177H155V181H152V182H150ZM204 181V180H203ZM208 181V180H207ZM206 181V182H207ZM243 181V182H242ZM255 183H254V182ZM263 181V182H262ZM67 182V183H66ZM146 182V181H145ZM199 182H201L200 181V176H199ZM241 182V183H240ZM247 184V185H249V187H245V183ZM4 183H5V185H4ZM67 185V186H70L71 187V191L69 190V191H62L63 189L65 190V188L64 187H66L67 188V186L65 185V184ZM69 183H71L72 184V186L71 185H69ZM86 183V182H85ZM91 183H94V182H90V184ZM107 183V186H110V187H112V189H114L113 187H115V190L117 189V187H120V186H123L124 184H122V182H118V185L115 183V185L114 186H112V183L113 182H111V184L110 185H108L109 183L108 182H106ZM105 183V184H106ZM134 182H132V184H133ZM138 182H136V186L137 187H139V183L137 184ZM144 183V182H143ZM143 183H141L140 185L141 186H148V184L146 185L145 183H144V185H143ZM160 182H158V184H159ZM203 184H205V186H206V184H209V183H204V182H202ZM202 183H200V184H202ZM251 183H252V185H251ZM259 183V184H258ZM74 184V185H73ZM83 184H84V182H83ZM89 184V185H90ZM114 184V183H113ZM131 184V185H132ZM156 184V183H155ZM155 184H153V186L155 185ZM232 185L231 186V188H230V186L229 185ZM241 184H243V185H241ZM254 184V185H253ZM256 184V185H255ZM9 185H10V187H9ZM65 185V186H64ZM85 185V186H86ZM89 185H88V187H89ZM92 185V184H91ZM95 185V184H94ZM98 185H100V184H98ZM98 185H96V186H98ZM134 185V184H133ZM161 185V184H160ZM218 185V184H217ZM238 185H241V186H244L245 188L244 189H242L241 190V188L239 189V187H237ZM263 185V186H262ZM4 186V187H3ZM53 186H55L54 188H53ZM76 186H78L80 189H78V188H75ZM101 186V185H100ZM135 186V185H134ZM141 186L139 187L140 188V193L143 191V189H141ZM159 186V185H158ZM173 186V185H172ZM182 186V185H181ZM184 186L186 187L187 185H185L184 184ZM203 186V185H202ZM209 186V185H208ZM226 187V186H228V187H226L225 189H224V187ZM251 186H255L256 188H254V187H251ZM69 187V188H70ZM82 187V186H81ZM92 187V186H91ZM95 187V186H94ZM105 187V186H104ZM161 187V186H160ZM159 187V188H160ZM177 187V186H176ZM4 188V189H3ZM77 190V191H75V189ZM90 188V187H89ZM107 188H109V187H107ZM106 187L104 188V189H107ZM130 188H132V187H130ZM154 188V187H153ZM175 188V187H174ZM178 188H180V186H178ZM178 188H176V189H178ZM188 188H189V185H188ZM228 188L230 189V190H228ZM235 188V189H234ZM247 188H252V189H254V190H252L251 189V192H253V195L251 194V197L249 196L250 194H246V195H243L242 193H244V192H248V193H250V190H248ZM9 189V190H8ZM55 189H57L56 191H54ZM90 189H92V188H90ZM90 189L89 190H87V191H89V194H91L90 193ZM111 189V190H112ZM122 189V188H121ZM133 189V188H132ZM136 189V188H135ZM147 189V188H146ZM149 189H151V193L154 191V190H152V188H149ZM148 189V190H149ZM158 189V188H157ZM162 189H165V187L163 188H161L160 190H162ZM167 189V188H166ZM186 189H187V187H186ZM233 189V190H232ZM247 189V190H246ZM258 189V188H257ZM60 190H61V192H62V194H61V192H60ZM67 190V189H66ZM81 190V191H80ZM86 190V189H85ZM95 190V189H94ZM94 190H92V191H94ZM115 190H113V191H115ZM118 190V189H117ZM119 190H120V188H119ZM123 191H126V189H122ZM160 190L158 189L157 191H159V193H160ZM170 190V189H169ZM172 190V189H171ZM178 190H182V189H178ZM177 190V191H178ZM184 190H185V188H184ZM183 190V191H184ZM189 191H190V188L188 189ZM201 190H202V188H201ZM236 190V196H235V193H234V191ZM240 190V192L241 191H244V192H239V194H238V191ZM99 191V188L98 189H96V191H94L93 193V195L95 196V193H96V201L95 202H97V198H99V200H100V198L102 197V195L100 194L99 195V197H97V194H99L100 192H98ZM100 191H102V190H100ZM108 191V190H107ZM122 191V192H123ZM155 191H156V189H155ZM155 191L153 192V193H155ZM164 191V190H163ZM173 191H175V189L173 190ZM189 191H188V193H189ZM198 191H199V188H198ZM206 191V190H205ZM227 191V193H224V192H226ZM228 191H230V192H228ZM233 193H232V192ZM7 192V193H6ZM59 192V193H58ZM67 192V193H66ZM98 192V193H97ZM109 192H111L110 190H109ZM117 192V191H116ZM121 192V190L119 191V193ZM129 192V191H128ZM130 192H131V190H130ZM129 192V193H130ZM134 193H135V191H133ZM165 192V191H164ZM163 192V193H164ZM179 192V191H178ZM182 192V191H181ZM180 192V193H181ZM200 192V191H199ZM256 192H257V190H256ZM258 192H259V190H258ZM261 192H262V194H261ZM53 193L54 194H56V193H58V195H54L53 196ZM68 194L69 196H70V198H67L68 197V195L66 196V194ZM77 193V194H76ZM101 193H105V191L104 192H101ZM125 193H127V191L125 192ZM124 192L123 193H120V194H125ZM128 193V194H129ZM138 193V192H137ZM152 193V194H153ZM159 193L157 192V194H158V196L161 198V196L159 195ZM167 193V192H166ZM172 193V192H171ZM187 193V194H188ZM200 193H202V192H200ZM231 194V195H229V194ZM8 194V195H7ZM75 194V195H74ZM106 194V193H105ZM108 194V193H107ZM156 193H155V195H157ZM160 194H162V192L160 193ZM173 194V193H172ZM177 194V192H175L173 195H174V197L176 198V196H178V195H176ZM183 194V193H182ZM190 194V193H189ZM195 195H196V193H194ZM206 194H207V192H206ZM228 194V195H227ZM234 194V195H233ZM242 194V196H240ZM92 195V196H93ZM110 195V194H109ZM123 195H121V196H123ZM127 194H125L124 196H126ZM135 194H133L132 195V197L134 196ZM144 195V194H143ZM142 195V196H143ZM148 195V194H147ZM147 195H146V197H147ZM169 195V194H168ZM262 196V198L260 199L259 197H261ZM84 196V197H83ZM101 196V197H100ZM105 196V195H104ZM103 196V197H104ZM119 197V199H118V197H117V200H113V201H110L109 200V198H101V201H99V203L100 202H106L110 207H112L113 205H115L114 203H120L118 206H114L115 208H119V210H120V207H122L123 209H124V207H123V205L126 207V202H125V197L123 196V197ZM128 196V195H127ZM126 196V197H127ZM150 196V195H149ZM149 196H148V198H149ZM165 196V195H164ZM212 196H215L214 194L212 195ZM232 198H231V197ZM237 196H239L240 198H238ZM245 196H247V200H244V199H246V197ZM257 197V199H256V197ZM60 198V197H64V199H63V201H62V199L60 198V199H58V198ZM139 197V196H138ZM152 197V196H151ZM158 197V198H159ZM180 197V196H179ZM185 197H187V195L185 196ZM196 197V196H195ZM205 197H207V198H205ZM248 197H250V199H252V201H250V199H248ZM7 198V199H6ZM75 198H76V196H75ZM86 198V197H85ZM110 198H111V196H110ZM129 198L131 199V194L129 195ZM133 198H135V196L133 197ZM132 198V199H133ZM141 198V197H140ZM147 198V199H148ZM163 198H165V197H163ZM166 198H168L167 196H166ZM172 198V197H171ZM180 198H182V197H180ZM229 198H231V200L229 199ZM235 198H237L236 200H235ZM260 200H259V199ZM5 199V200H4ZM56 201H55V200ZM91 199V198H90ZM95 199V198H94ZM103 199V200H102ZM127 199V198H126ZM143 199V198H142ZM141 199V201H143ZM145 199V198H144ZM155 200H156V197L154 198ZM154 199H152V200H154ZM174 199V198H173ZM177 199V198H176ZM193 199H197V197L196 198H194L193 197ZM210 199V200H211ZM221 199V200H220ZM229 199V200H228ZM239 199V200H238ZM64 200L66 201V202H64ZM77 200V198L74 200V201H76ZM89 200V197H88V199H87V202H83L84 203V205L86 204V203H89L90 201H88ZM123 200V201H122ZM154 200V201H155ZM161 200L162 199H159V200H157V201H160L161 202ZM168 200V199H167ZM182 201L184 200V199H181ZM201 200V201H202ZM223 200V201H222ZM227 200V201H226ZM235 200V201H234ZM245 201L244 203H243V201ZM248 200H249V203H248ZM53 201H55V203L57 204V206H55L56 204L53 202ZM73 201V204H75V202ZM78 201V200H77ZM77 201H76V203H77ZM79 201V202H80ZM83 201V200H82ZM85 201V200H84ZM94 201V200H93ZM120 201V202H119ZM126 201H128V200H126ZM132 201V200H131ZM131 201H128V203H127V205H128V207H126V209H128V208H130V209H132L131 207H129L130 205H129V203L131 202ZM147 201V203H148V200H146ZM146 201H144L145 202V204H146ZM151 201V200H150ZM193 201H195V200H193ZM200 200H199V202H201ZM225 201V202H224ZM230 201V203L228 204V202ZM240 201V202H239ZM241 201H242V203H241ZM5 203V206H3V204ZM94 202V203H95ZM112 202V206H111V203ZM124 202V203H123ZM135 202V201H134ZM156 202V201H155ZM164 202V201H163ZM170 202H172L171 204H172V206H173V204H174V200H170ZM170 202L168 201V204H170ZM184 202H186V200L184 201ZM183 202V203H184ZM198 202V204H195V207H196V205L197 206H199L201 203V205L200 206H202L203 205V202H201V203H199ZM256 202H258V203H256ZM59 203H65V206H64V204L62 205V204H59ZM70 203V202H69ZM69 203H67V205L69 204ZM69 204L70 206L72 205V204ZM195 203H197V202H195ZM235 203H236V207L234 206L235 205ZM238 203V204H237ZM9 204V205H8ZM53 204H55L54 206H53ZM105 204V203H104ZM122 204V206H120ZM131 204V203H130ZM133 204V203H132ZM131 204V205H132ZM141 204H144L143 202L141 203ZM144 204V205H145ZM149 204V203H148ZM147 204V205H148ZM156 204H159L158 202L156 203ZM161 204H162V202H161ZM164 204V203H163ZM186 204H188V206L186 205ZM191 204H194V202H192ZM205 204V203H204ZM209 204H210V201H209ZM213 204V203H212ZM216 204V205H217ZM226 206H224V205ZM259 204V205H258ZM6 205H8V206H6ZM51 205V206H50ZM62 206V207H58V206ZM68 205V207H70ZM77 205V204H76ZM80 205H82V208H84V205L83 204H79V206ZM87 205V204H86ZM90 205H91V203H90ZM89 205V206H90ZM94 205V204H93ZM93 205L91 206L92 208H93ZM97 205H99L98 204V202L96 203V205H94V207L96 208V206ZM101 205V204H100ZM99 205V207H101ZM176 205V204H175ZM184 205V206H183ZM206 205V204H205ZM211 205V204H210ZM220 205H222V206H220ZM255 205V206H254ZM166 206H167V203H166ZM171 206V207H172ZM178 205H176V207H177ZM209 205H207V207H208ZM215 206V205H214ZM57 207V208H56ZM65 207V208H64ZM103 207L105 208L106 207V204H105V206L103 205ZM113 207V208H114ZM159 207V206H158ZM165 207V206H164ZM163 207V208H164ZM175 207V208H176ZM191 207V208H190ZM194 207V208H195ZM209 207H212V206H209ZM225 209H224V208ZM229 207V208H228ZM232 207V208H231ZM234 207V208H233ZM8 208V209H7ZM10 208V209H9ZM51 208L53 209V210H51ZM55 208V209H54ZM59 208V209H58ZM73 208H77V209H73V210H71L72 209V207L70 208V211H75V215L77 216V215H79V216H77V218L78 219H76L75 221L77 222V220H78V222H81V220L84 222V221H86V219L85 218H87V217H83L84 215H85V212L83 213L82 211H79V212H82V213H80V214H78L77 212L78 211H76V210H78V206H75V207H73ZM85 208H87L86 206H85ZM84 208V209H85ZM94 208V209H95ZM97 208H98V206H97ZM96 208V209H97ZM134 208V207H133ZM174 208V210H176ZM216 208V207H215ZM214 208V209H215ZM228 208V209H227ZM48 209V210H47ZM61 211L62 213H60L59 214V211ZM84 209H82V210H84ZM95 209V210H96ZM161 209V208H160ZM166 209V208H165ZM168 209H170V211H171V208H168ZM219 209V208H218ZM255 209V210H254ZM7 211V212H9L8 213V216L6 215V214H4L3 212L4 211ZM10 210H11V212H10ZM56 210V211H55ZM79 210H80V208H79ZM134 210V209H133ZM173 210V209H172ZM173 210V211H174ZM179 210H181V209H178V211ZM183 210H184V208H183ZM182 210V211H183ZM190 210L192 211V212H190ZM216 210V209H215ZM220 210V211H221ZM3 211V212H2ZM39 211V212H38ZM141 211H145V210H140V212H139V208H137V211H135V212H138V216H139V214L141 213ZM163 211V209L160 211V212H162ZM165 211H167V210H165ZM169 211V210H168ZM173 211H172V213H173ZM182 211H181V213H180V211L178 212V213H180V214H182ZM40 212L42 213V214H40ZM97 212V211H96ZM147 211H145V212H142V214L141 215H143V213H146ZM175 212V211H174ZM211 214V212H213L215 215H218V216H216L217 217V219L215 218L213 221H211L210 220V222H206V220H205V218L203 217V216H208L209 215V213ZM219 212V213H218ZM259 212V213H258ZM11 213V214H10ZM53 213H54V215H53ZM77 213V214H76ZM163 213V212H162ZM166 213V212H165ZM171 213V212H170ZM171 213V214H172ZM184 213V212H183ZM198 213V212H197ZM205 213H206V215H205ZM208 213V214H207ZM218 213V214H217ZM40 214V215H39ZM52 214V215H51ZM57 214H59L58 215V218H60V219H57ZM147 214L148 213H146V215H143L144 217L145 216H147ZM167 214V213H166ZM175 215H178L179 216V214H176V213H174ZM219 214H220V216H219ZM222 214V215H221ZM56 215V216H55ZM62 215H64V214H62ZM70 215V214H69ZM74 216V214L73 213H71V216ZM102 216V218H104L105 216ZM136 215V214H135ZM134 215V216H135ZM140 215V216H141ZM149 215V214H148ZM7 216V217H6ZM55 216V217H54ZM76 216H74V218H76ZM86 216V215H85ZM150 216V215H149ZM170 216V215H169ZM172 216V215H171ZM177 216V217H178ZM180 216H182V217H184L183 216V214L182 215H180ZM5 217V218H4ZM9 217V220L7 219ZM11 217V218H10ZM82 219H81V218ZM90 217H92V220L90 219ZM136 217V216H135ZM174 217V216H173ZM182 217H180L181 219L179 220V224L181 225V223H183V221L184 220H182ZM209 217H211L210 215L208 216V217H206V218H209ZM46 218V219H45ZM80 218V219H79ZM97 218H98V220H97ZM138 218V219H139ZM149 218V217H148ZM147 218V219H148ZM151 218V217H150ZM171 218V217H170ZM175 218V217H174ZM186 218V217H185ZM202 218V219H201ZM228 218V219H227ZM260 218V219H259ZM263 218V219H262ZM7 219V220H6ZM47 219H48V221H47ZM54 219V220H53ZM69 219H71L72 221L70 222V220ZM99 219H101V220H99ZM135 219H137V218H135ZM176 219V218H175ZM174 219V221H176ZM179 219V218H178ZM177 219V220H178ZM210 219V218H209ZM209 219H207V220H209ZM211 219H213L212 217H211ZM43 220V221H42ZM44 220H45V222H44ZM105 220H107V219H105ZM170 220V219H169ZM5 221H7V222H5ZM46 221H47V223H46ZM51 221L53 222V223H51ZM58 221H61V223H64V224H60V222H58ZM102 221V222H101ZM165 221V220H164ZM167 221V220H166ZM186 221H184V222H186ZM206 222V224L208 225L209 224V226L210 227H208V226H206L205 227V225H204V223ZM257 221V222H256ZM4 222V223H3ZM70 222V223H69ZM75 222V223H76ZM88 222L86 221V223L85 224H88ZM112 222V224H110ZM128 222V221H127ZM127 222H125V223H127ZM142 222V223H141ZM161 223L163 222V220L162 221H160ZM159 222V223H160ZM178 222V221H177ZM204 222V223H203ZM259 222H260V224H261V226L259 225L258 226V224H259ZM65 223L67 224V223H69V225H67L66 227H65ZM99 223H101V224H99ZM103 223V224H102ZM124 223V224H125ZM146 223V222H145ZM148 223V222H147ZM146 223V224H147ZM157 223V222H156ZM160 223V224H161ZM188 223V222H187ZM187 223H185V225L187 224ZM199 223H201V224H199ZM203 223V224H202ZM215 224V223H217V225H212V224ZM228 224V227H226L227 226V224ZM258 223V224H257ZM44 224H45V226H44ZM71 224H73V228H72V230H74L75 232L73 233V231L71 230L70 231V229H71ZM81 224H82V222H81ZM80 223H78V225H81ZM113 224L114 225H116V227H118L117 229H115L116 227L115 226H113ZM123 224V225H124ZM142 224V225H141ZM152 224V223H151ZM155 224V223H154ZM158 224V223H157ZM159 224V225H160ZM168 223H166V224H164V222H163V226L162 227H164L165 225H167ZM173 224V223H172ZM174 224H175V222H174ZM173 224V225H174ZM254 224H257V225H255L254 226ZM48 225V226H47ZM57 225V226H56ZM76 225V224H75ZM77 225V226H78ZM100 225H103V227H105V228H101V230L103 231H101L100 230V228L99 227H101ZM112 227H111V226ZM195 225H196V229H195ZM197 225H200L201 227L203 226L204 228H202V229H200V230H198V226ZM221 225V226H220ZM42 226V227H41ZM54 226V227H53ZM87 226V225H86ZM110 228H109V227ZM135 226V225H134ZM148 226V225H147ZM187 226V225H186ZM216 226H218L219 228L220 227H222V229L220 228V229H218ZM254 226V227H253ZM257 226L258 227H261L262 228V231H263V233H260V237L259 238H257L259 235V233H258V229H257ZM263 226V227H262ZM48 227V228H47ZM57 227V228H56ZM62 227V228H61ZM67 227H70V229L69 228H67ZM85 227V226H84ZM115 227V228H114ZM122 227V228H121ZM124 227L127 229V230H130L131 229V231L134 233V230L135 231H137V232H135V234L136 233H139L138 234V236H137V238H136V236L135 237H133L134 235L132 234V235H130V237H129V234H130V231H128L127 233H129L128 235H125V234H127V233H124V236H123V234H122V236H121V232L123 231V232H125V231H127V230H120V228L121 229H124ZM127 227H129L130 229H128ZM145 227H146V225H145ZM160 227V226H159ZM182 227H184L185 228V230H187V232H185V238H186V241H188V240H190V241H192V242H195V244H199V243H201V247L200 246H196L195 247V244H194V246H190V244L189 245H187V246H190V247H188L187 248V250H185L184 248H186L187 246H186V243L187 242H185V246H183V239L182 238H184V236H182L181 237V234H183L184 232H180L181 230H182ZM200 227V228H201ZM217 229H216V228ZM47 228V229H46ZM66 228V229H65ZM86 228V227H85ZM84 228V229H85ZM166 228L169 230H166ZM214 228L216 229V230H214ZM228 228V229H227ZM238 228V229H237ZM6 229H8V231H9V233H7L8 231L6 230ZM69 229V230H68ZM76 229V228H75ZM111 229V230H110ZM116 230V231H114V230ZM138 229V230H137ZM158 229V230H157ZM178 231H177V230ZM192 229V230H191ZM236 229V230H235ZM240 229V230H239ZM260 229V228H259ZM90 230V229H89ZM88 230V231H89ZM119 230V231H118ZM148 230V231H147ZM150 230V231H149ZM156 230V231H155ZM189 230V231H188ZM196 230H198V232L196 231ZM218 230H220V231H218ZM225 230V231H224ZM254 230V231H253ZM82 231H84V230H82ZM98 231V232H97ZM101 231V232H100ZM113 231L115 232V233H117V234H119L118 236H116V239L114 238V236L112 235L113 234ZM118 231V232H117ZM160 231V232H159ZM174 231V232H173ZM192 233H191V232ZM215 231V232H214ZM217 231V232H216ZM221 231H223L222 233H220ZM236 231L238 232V234H236ZM257 231V232H256ZM261 231V230H260ZM261 231V232H262ZM70 232L74 235H72V234H70ZM78 232H79V230H78ZM84 232H86V230L84 231ZM156 232H158V233H156ZM163 232H164V234L165 235H163ZM172 232V233H171ZM177 232V233H176ZM190 232V233H189ZM197 232V233H196ZM213 234H216V233H220V235L218 236V234H216L217 235V237L215 238V235H213V237L214 238H212V233ZM233 232H234V234H233ZM252 232H254V233H252ZM77 233V232H76ZM87 233V232H86ZM155 233V234H154ZM168 233L170 234V235H168ZM198 234L199 236H198V239L197 238H193V234ZM202 233V234H201ZM10 234V235H9ZM88 234V233H87ZM92 235H93V233H91ZM99 234V235H98ZM143 234H144V232H143ZM154 234V235H153ZM172 234H173V236H172ZM175 234H177V236L179 237H177ZM178 234H180V235H178ZM194 234V235H195ZM223 234V235H222ZM247 234V235H246ZM249 234V235H248ZM254 236L253 238L254 239H252L251 240V243H248V246H247V252H248V255H246L245 256V258H240V259H235L236 261H230V257L229 258H227L226 257V251H228V250H225V249H230V250H232V249H235L236 247H238V246H240L239 245V243H242L241 242V240H240V237L242 236V238L243 237H246V236H251L252 237V235ZM254 234H256V235H254ZM9 235V236H8ZM69 235H71V237L72 238H76L75 239V241H74V239L72 240V238L71 237H69ZM159 235H161V236H159ZM188 235V236H187ZM222 235V236H221ZM262 235V236H261ZM97 236V237H96ZM106 236V237H105ZM108 236H109V238H110V242L108 243V241H106V238H107V240H109V238H108ZM154 236V237H153ZM166 236V237H165ZM168 236V237H167ZM187 236V237H186ZM197 236V235H196ZM206 236V238H205V240L206 239H208V240H206L205 241V245H204V243L202 242V239L204 238ZM221 236V237H220ZM228 236V237H227ZM232 236V237H231ZM84 237V238H83ZM101 237H102V240H101ZM105 238V240H104V238ZM125 238V239H123V238ZM130 238V239H128V238ZM147 237V238H146ZM152 237V238H151ZM163 237V238H162ZM199 237H201L200 238V240H199ZM209 237L210 238H212V239H210L209 240ZM83 238V239H82ZM121 238V239H120ZM126 238L129 240V241H127L126 240ZM131 238H133V239H131ZM139 238V239H138ZM173 238V239H172ZM180 239L181 238V243H179V240L178 241H176V239ZM190 238H192V239H190ZM230 238L232 239V240H230ZM82 239V240H81ZM84 239H85V241H84ZM97 239V240H96ZM119 239H120V241H119ZM134 239H135V241H134ZM157 239V240H156ZM158 239H160V241L158 240ZM163 239H165V240H162ZM168 239H170V240H168ZM171 239H172V242H170L171 241ZM175 239V240H174ZM188 239V240H187ZM217 239V240H216ZM220 241H219V240ZM221 239H222V241H224V244H221ZM262 239V238H261ZM80 240V241H79ZM94 240V241H93ZM101 240V241H100ZM104 240V241H103ZM112 240V241H111ZM115 240V241H114ZM125 240V241H124ZM130 240H133L134 241V243H133V241H130ZM174 240V241H173ZM185 240V239H184ZM212 240V241H211ZM243 240V239H242ZM263 240V239H262ZM261 240V241H262ZM7 241H8V245L10 246V248L8 247V248H5V246H6V244H7ZM76 243V242H78V243H74V242ZM83 241L84 242H86V243H88L86 246H83ZM136 241H138V242H136ZM148 241V242H147ZM151 241H154V242H151ZM155 241L157 242V243H155ZM176 241V242H175ZM204 241V240H203ZM216 241V242H215ZM217 241H218V243H217ZM246 241V240H245ZM258 241V242H257ZM96 242H97V244H96ZM104 242V243H103ZM114 242V243H113ZM118 242L119 243H123V244H121L122 245V247H120L121 245L120 244H118ZM130 242V243H129ZM146 242V243H145ZM178 242V246H177V243ZM189 242V241H188ZM207 242V243H206ZM256 244H255V243ZM9 243H11V245L9 244ZM72 243L73 244H75V245H72ZM83 243V244H82ZM85 243V244H86ZM108 243V244H107ZM139 243V244H138ZM148 243H149V245L152 243V245H151V247H149L148 246ZM153 243H155V244H153ZM163 243H165V244H163ZM174 244V245H170V244ZM223 243V242H222ZM80 244H82V247L81 248H79V249H77L79 246H80ZM94 244V245H93ZM95 244H96V246H95ZM107 244V245H106ZM114 244V246H112ZM115 244H117V245H115ZM125 244L127 245V246H125ZM135 244V245H134ZM157 244H158V246H157ZM188 244V243H187ZM238 244V245H237ZM243 244H245L244 243V241H243ZM4 245V246H3ZM7 245V246H8ZM107 246V248L108 249H111L110 251H112V252H110V251H106V252H108L107 254H106V252H105V250L103 251V249H106L105 247ZM119 245V246H118ZM133 245V246H132ZM167 245V246H166ZM183 247H181V246ZM221 245H222V247H221ZM6 246V247H7ZM74 246V247H73ZM111 246V247H110ZM116 246L118 247V248H116ZM123 246L125 247V248H123ZM142 246V247H141ZM155 248H154V247ZM156 246H157V248H158V250H157V248H156ZM171 246V247H170ZM179 247V248H177V247ZM255 246V247H254ZM263 246V247H262ZM75 247H76V249H75ZM102 247V248H101ZM127 247V248H126ZM159 247L161 248V249H159ZM169 247H170V249L172 250V254L170 255V257H171V259H168L169 257V254L171 253V250L169 249ZM173 247H176V248H173ZM198 247V248H197ZM200 247V248H199ZM90 248V249H89ZM98 248H101L100 250L98 249ZM165 248V249H164ZM166 248H168L169 249V251H168V249L166 250ZM182 248V250L184 249V251H181L180 249ZM192 248V249H191ZM224 248V249H223ZM7 249H8V253H9V250L11 251V256L8 254V253H6V251H7ZM75 249V250H74ZM81 249V250H80ZM89 249V250H88ZM97 249V250H96ZM107 249V250H108ZM119 249V250H118ZM165 250V252H164V250ZM177 249V250H176ZM179 249V250H178ZM188 249L190 250H193V252H191V250H190V253H193V254H191V256H190V253H189V255H188V253H186L187 251H188ZM196 249V250H195ZM225 250V253H224V251L223 250ZM3 250H5V253H3L4 251ZM77 250V251H76ZM87 250V251H86ZM118 250V251H117ZM123 250V251H122ZM162 250H163V252H162ZM90 251H91V253H90ZM102 251V252H101ZM156 251V252H155ZM168 251V252H167ZM179 252V254L181 255V256H179V257H183V256H188V258L186 257V260H187V262L183 259V261H184V263L183 262H180L181 260H179V257H178V252ZM197 251V252H196ZM254 251H256V253L254 252ZM114 252V253H113ZM157 252H159V254L157 253ZM166 252H167V254H166ZM170 252V253H169ZM176 252V253H175ZM189 252V251H188ZM164 253V254H163ZM185 255H184V254ZM224 253V254H223ZM252 253H254V254H252ZM259 253V254H258ZM8 254V255H7ZM114 254V255H113ZM176 254H177V256H176ZM229 254V253H228ZM250 254H252V255H250ZM258 254V255H257ZM3 255H5V257L3 256ZM78 255V256H77ZM80 255H82V256H80ZM101 255H104V256H101ZM223 255H225V256H223ZM255 255H257L258 257L256 258V256ZM261 255V254H260ZM2 256V257H1ZM228 256V255H227ZM230 256V255H229ZM10 257H11V259H10ZM77 257V258H76ZM92 257H93V259L95 260V261H92L93 259H92ZM94 257H96V258H94ZM101 259H100V258ZM107 257V258H106ZM114 257V258H113ZM118 257V258H117ZM175 257H178V258H175ZM6 258V259H5ZM84 258H85V260H84ZM91 258V259H90ZM103 258V259H102ZM109 258H111V259H109ZM184 258V257H183ZM232 258V257H231ZM249 258H250V260H249ZM4 259V261H6V262H2L1 260H3ZM9 259V260H8ZM98 259V260H97ZM173 259V260H172ZM176 259V263L174 262V260ZM254 259H256L255 261H253ZM100 260H102V261H100ZM103 260L105 261V262H103ZM106 260H108L107 261V263H106ZM110 260V261H109ZM237 260H239V261H237ZM252 260V261H251ZM259 260V261H258ZM90 261V262H89ZM256 261H258V262H256ZM89 262V263H88ZM102 262V263H101ZM108 262H110V263H108ZM255 262V263H254Z\"/></svg>",
	"mask_w": 264,
	"mask_h": 264
},
{
	"label": "bare ground",
	"instance_id": "6f19581e",
	"mask_svg": "<svg viewBox=\"0 0 264 264\" xmlns=\"http://www.w3.org/2000/svg\"><path fill=\"white\" fill-rule=\"evenodd\" d=\"M48 1V0H47ZM45 2V0H28V2H25L28 6H27V9H33L32 11H34V10H38V11H35V12H37V13H39V12H44L45 14H43V16L41 17V18H39L40 20H39V22H42V23H45V26H47V24L49 23V24H53V23H55V25H56V23H58L59 25H57V26H55L56 28H60L62 25H64L63 24V22H66L65 23V25L66 24H68L67 22H70L69 24H71V22L72 23H75V22H77V24L79 25H83V26H85L84 28H86V25H85V23L84 22H82V24H81V22L79 23V21H82V20H85V21H87L86 19H88V18H86L85 16L84 17H82V18H79V16H76V14H74V13H76V12H81L80 10L81 9H84V12H85V10H86V12L88 13V14H90L88 11H90V8H91V11H94L95 10V12H96V9L98 10V12L99 11H104V13H103V15L102 16H100L101 18H99L102 22L101 23H99L100 25H101V31H102V33H103V36L105 35V37L104 38H102V33L100 32V35L99 34H97V33H93V37H91V41L92 42H94L93 44L94 45H96L95 47L97 48L96 50H97V52H95V54H97V55H93V54H90L88 57H86L87 58V61H88V66H86L85 67V69L87 68V72L89 73V76H90V74L91 73H93V72H90L91 70H93L94 72H97V73H99V74H102V77L103 78H105V76L107 77V75L109 74L110 76H111V78L110 79H107V80H110L111 82H113L114 83V87H116V89H117V92L116 93H114V95L113 94H109V93H107V94H109V95H113L115 98L114 99H116V100H114V99H109V100H114V101H117L118 103H119V101H121L120 103L122 104V106H123V103L125 104L124 105V107L126 106V105H128L129 107V110H133L134 111V113L135 114H133V112H132V114L130 113H127V115L129 114V117H127V119L128 120H125L124 118H126V117H122L123 118V120L122 119H120L121 117H119V119H120V121H118L119 123L118 124H116V127L118 126V125H121L120 126V129H122V130H120L118 127V135L116 134V133H114V135L113 134H110V135H113V136H108V139H105V138H107V137H100V136H103L104 134H103V130L101 129V128H103V129H105L104 127H102V125H104L105 126V124H103V123H108V121L110 120H108V121H105L104 122V120H106L107 118H108V116H109V113H107L106 115H107V117H105L106 115H102V116H104L103 117V121H102V117H101V119H96V117H95V119L93 120L94 122H92L91 121V123H90V126L89 125H87L88 124V122H86L85 120H86V116H84L85 117V120H82V119H84V118H80L79 119V121L78 120H76V121H78V122H76L75 124H77V128L79 127V125L81 124L85 129L84 130H86V129H90V131H92V126L93 127H95L94 128V130L97 132V133H102V134H97L96 132V134H95V137H93V135L92 134H94V130H93V133L89 136L88 134L90 133V131L89 132H87L86 131V133H87V135L85 134V131L81 128V125H80V129L78 128H76L75 126V124H72L73 122H74V120H71V123H69V121L67 120H65L66 122H62V124H66V123H68V124H71V125H73L72 126V128L68 125V124H66V126H68V128H69V133H65L64 131L62 132V133H64V136L65 135H67V136H65L66 137V139H67V137H72L70 134L72 133V132H74V130L75 129H73V127L74 128H76V130H77V132H79L78 130H82V133H84L86 136H88V137H86L85 135H83L81 132V134L80 133H77V137H74L75 136V134H76V132H74V136L72 137L73 138V141L74 142H72L71 140H69L68 139V141H71V143L72 144H68L69 146H67V147H71V146H73V148L72 149H74V148H76V149H78V147L77 146H79V149H81V151L83 152H81L82 154H83V156H84V158H87L86 159V161L88 160V162L87 163H89L90 164V166L91 167H93V169H91L90 167H89V169L87 168L89 165L86 163V161L84 162V163H86L85 165H86V167L85 166H83V167H85V168H83L82 167V165L84 164H81L82 162H83V156L82 155H80L81 153L79 152L78 154H79V156H77L78 158H80V156H81V160L80 159H78V158H75L76 157V155H74V153L72 154V150L71 151H69V149L66 147V142H65V145H63V146H61L62 144H61V142L65 139H63V135H61L60 133V138L59 139H57V141L58 140H62V141H59L58 142V145H59V143L61 144L60 146L62 147L60 150H63V149H65V147H66V151L63 153V155H65V153H67L68 151H69V153L74 157H71V155L68 157V159L71 157V158H73L72 160H73V162L72 163H75V164H77V166L79 167L80 165H81V167L83 168V170L81 169V167L79 168V170H82V171H80V175L79 176H81L82 175V173H83V171H84V173H83V175H84V177H85V175L87 176L88 174L90 175V176H93V175H95L96 173H97V176L98 175H100L101 176V178L99 177V179H95L94 181H93V178H92V180L89 178H87L86 179V177L85 178H83L82 180H81V186H80V188H82L81 190H82V192H83V190H84V192L83 193H81V194H86V198L84 197V199H81V201L79 200L80 198L79 197H81L80 196V193H76L77 195H79V197H77V195H75L76 196V198H77V203H76V201H74L76 198H75V196H73V197H71L72 199H73V201L75 202V204H73V201H72V203H71V199L70 200H66L67 201V203H71L72 205L70 206L69 204V206L70 207H68V205H67V203H66V206H67V210L66 209H64L63 211V213L61 212V211H59L58 209V211H59V214L60 213H62V214H64V215H62V214H60L61 215V218L62 217H64L63 218V220L64 221H66V219L68 220V218L70 217V218H72V220L71 219H69L70 220V222L72 221V223L74 224V227L76 228H73V224H71V229H70V227H67V228H69L70 229V231L72 230V228L76 231L77 229L79 230V232H78V230L75 232L74 230H72L73 231V233L74 234H76V236L79 234V236L77 237V240L78 239H80V233L81 232H83L82 233V236H87V242H89V245H90V243H91V241H92V237L90 238L89 237V235L90 236H93L94 237V234H95V230L93 231V232H91L92 230V228L94 229V227L92 226V225H94V224H92L91 225V227L89 226V222H88V220H89V216H91L92 214H89V213H93V215H95V217L97 216V215H99L101 212H104L106 215H104L105 217L104 218H102V214H100L99 216H101V217H99V218H101L102 219V221L104 220L105 222H104V226L106 227V229H102L104 232H105V230H106V234L107 233H112V231H109V232H107V225L109 224V222H110V219L108 220V218H106V216L107 215H109L108 217H110L111 219L113 218V220H115V223L114 224H116V222H117V224H118V226L120 227L121 225L122 226H127L126 224H128V223H130L129 225H132V223H134V222H132V221H136L135 223H134V225L133 226H131V228L133 229V227H134V229H136V227L138 228L140 225V223L138 222V221H142V220H140V218L141 219H143V218H145V219H143L144 220V229H142V227L139 229L140 230V232H141V230L144 232V234H143V232H142V235L145 237V234H147L146 232H145V230H146V228L147 229H149V226H150V228L152 227V225H154L153 226V228L154 227H156V228H162L163 230H165V227H167V226H169L170 224L172 225H170L171 226V228H173L176 224H178V226H182V224H184V227L186 228V229H189V228H191L195 223H197V219L198 218H196V220H194V216L196 215V214H198V215H196V217H198L199 215H200V213L199 212H202L203 210L204 211H213L214 210V213H215V211H219L220 213L223 211V210H221L220 209V207L218 206V204H217V201H215L214 202V200H218V199H213V202H211L212 201V197H214V198H221V197H223L224 196V198L226 197L225 196V194L223 195V196H221L222 194L220 193V189L222 188V182H221V188L219 189L218 188V186H219V181L217 182V178L216 179H214V181H216V184H215V182L214 181H212L213 179H210V178H215V177H218L219 178V180H223V178H225V177H227V178H225V179H230V177L229 176H231L232 178H233V176H235V174L233 175L232 173H230V175H229V173H228V176L226 175V176H223V177H221V174H220V176H217L218 174H219V172H217V169H216V171L215 170H213V169H215L214 168V166H213V169H212V171L214 172V173H212V171L209 169V168H207V169H209V171H207L206 170V165H209V167H210V165L211 164H208V163H206V164H203L204 162H206V160L208 159V160H210V159H212L213 157H215V158H213V160L212 161H215L214 159H216V158H218V157H222V155L223 154H221V155H218V156H214L213 155V157H212V154H211V152H215V153H217L216 151H215V149L218 151L219 149H221L220 148V146L222 145V143L221 144H219L218 142H220L219 140H220V138L218 139V138H215L216 136H214V134H213V136L211 135V133L212 132H215V127H214V125H216V126H218L217 124L218 123H220V121L219 122H217V120H222V118H216V116L214 115V111H216L217 110V112L215 113V114H217L218 112H221L222 110V107L221 108H218L219 106L215 103V106H218V107H216L215 108V106L213 107L215 110L213 111V108H212V106H213V104H214V102H211L210 103V101H209V99H210V96H208V100H205V99H207V96L206 97H204L205 99V101L203 100V101H200L199 99H196V101H195V99H193V98H195V97H193V98H190V97H188V96H185V95H189V94H191V96H194V95H197V94H194L193 92H197V91H194V90H192V91H189L188 90V93L189 92H191V93H185L184 94V97L182 98V99H184V100H187V101H185V104L186 103H188L189 104V106H190V104L191 103H193L194 104V106L191 104V107H193V108H190V110H192L193 112L195 111V110H193V109H196V111H198V112H194V113H196V116L194 117V118H192V113H191V111H187V109H186V111L188 112V113H186L185 112V114H183L182 112H184L183 110H185V108L188 106H186L184 103H182V102H184V101H181L180 100V98L178 99L177 98V96H175L173 99H171V100H176V101H172L173 102V104L174 103H176L178 100V102L176 103L177 105H175V107L177 106H179L178 108L179 109H183L182 110V112L181 113H179L181 110H178V108H177V111H178V115L179 114H181V117H180V115L178 116L176 113H174V111L176 112V108H174V106H172V102L171 103H166L167 105H165V108L166 107H168L169 108V106H170V108L168 109L169 111L168 112H170V111H173V113L171 112V113H167V115H168V117L170 116L171 118H167V116H166V112H167V108L165 109L164 108V105H162V104H160V105H162L161 106V108H162V111L164 112L165 110V112L163 113L162 111H161V108H160V105L158 104L157 106V108L159 109H154V111L156 110L158 113H156V112H154L153 110H151V109H148V108H150V107H153V104H155V101H152V102H150L149 104H143L142 103V101L141 100H143L144 98H146L148 95H145V93H146V91H149L147 88H149V89H151V88H153V87H157V86H160V85H164V82H166V76H167V74H171V72L172 73H174L173 71H170V73H167V74H165V71H167V72H169V70L171 69H173V68H175V69H173V70H176V69H178L177 71H179V73L181 74L182 72H186V74H187V76L189 75L190 76V74H191V77L193 78L194 77V79H195V81L198 79H196L195 78V76L196 75H198L199 76V74L198 73H200V75H201V77H202V75L204 74L205 75V73L204 72H207L206 74H208V75H210L208 72H213V73H211V74H213V75H215V73L218 75V73H221L223 70H227L228 71V69L230 70L231 69V67L229 66V65H231L233 68H235V69H233V71L237 74V72L236 71H240V72H242L241 71V69H243L244 71H245V74H244V72L242 73V74H244L245 76H247L248 75V77H251V76H255L256 77V75L258 76V72H260V75L261 76H263L264 75V73H261L262 71L264 72V0H57L56 1V3L57 2H61L60 4L58 3L57 5L55 4V2H53V5L54 6H51L52 4V2L51 3H48V2ZM53 1V0H52ZM55 1V0H54ZM98 1V3L97 4H99V2H100V7L101 8H99V6L98 7H95V8H93L94 6H97L96 5V2ZM59 5V6H58ZM57 6V7H56ZM50 7H55V8H57V13H55V12H53V13H51L52 12V10H50L51 8ZM88 8H89V10H88ZM80 9V10H79ZM102 9V10H101ZM78 10V11H77ZM29 11V10H28ZM32 11H29L30 13L32 12ZM51 13V14H48L49 12ZM55 11V10H54ZM59 11H61L60 12V14H59ZM63 11H65L64 13H63ZM76 11V12H75ZM90 11V12H91ZM78 12V13H79ZM27 13V12H26ZM33 13V14H32ZM31 14L34 16V12H32ZM92 13V12H91ZM100 13V12H99ZM65 14V15H64ZM114 14H116V15H114ZM30 15V14H29ZM37 15V14H36ZM32 16V17H33ZM38 16V15H37ZM36 17V16H35ZM115 17H117V18H115ZM89 18L91 19H97V16H95L94 18H93V16L91 17V16H89ZM26 19V18H25ZM32 19H34V17L32 18ZM31 19V21H33ZM82 19V20H81ZM91 19V20H92ZM36 21V20H35ZM37 22V21H36ZM36 22H34V23H36ZM94 23H95V21H93ZM31 23V22H30ZM62 25H61V24ZM84 23V24H83ZM96 23H97V20H96ZM68 24V25H69ZM87 24H91V21H89V23H88V21H87ZM42 25V24H41ZM40 24H39V26H41ZM61 25V26H60ZM79 25V26H80ZM92 25V24H91ZM96 25H98V24H96ZM44 26V25H43ZM52 26V25H51ZM50 25H49V27H51ZM59 26V27H58ZM81 26L79 27V28H81ZM90 26V25H89ZM88 26V27H89ZM53 27H54V25L52 26V29H53ZM55 27H54V29H53V33L56 31L55 30ZM66 28H70V27H72L71 25L69 26V27H67V26H65ZM96 27V26H95ZM63 28V27H62ZM61 28V29H62ZM83 28V27H82ZM94 28V27H93ZM98 28H99V25H98ZM50 30H51V28H49ZM48 29V30H49ZM64 29V28H63ZM44 30H47V29H44ZM47 30V31H48ZM60 29H58V31H59ZM78 30H80V29H78ZM78 30H75V31H78ZM83 30V29H82ZM91 30V29H90ZM30 31V30H29ZM94 31H95V29H94ZM99 31H100V29H99ZM60 32V31H59ZM82 32V31H81ZM83 32H85V31H83ZM82 32V33H83ZM87 32V31H86ZM85 32V33H86ZM37 33V32H36ZM74 33V32H73ZM68 34V33H65V34H68L67 36H71V37H74V35L75 34ZM88 33V32H87ZM77 34V33H76ZM41 35V34H40ZM53 35V34H52ZM59 35H61L60 37H62V42L64 41L63 40V36H64V39H65V36L66 35H64L63 33H61V34H59ZM63 35V36H62ZM29 36H31V34L29 35ZM42 37L44 36V34L43 35H41ZM48 36H50V35H48ZM16 37V36H15ZM39 37V36H38ZM45 37V36H44ZM57 38H58V36H56ZM59 37V38H60ZM70 37V39H72V41L74 40V42H77L78 40H75V39H77V38H80L79 39V41L81 42V43H83L82 45L81 44H79L80 46H83L84 44H85V47H86V43H84V42H82L83 40H86V39H82L81 37H80V35L79 34H77L75 37H74V39L73 38H71ZM77 37V38H76ZM84 37V36H83ZM88 37V36H87ZM25 39V38H24ZM33 39V38H32ZM52 39V38H51ZM67 39V38H66ZM70 39H67V40H69L70 41ZM89 39V38H88ZM14 40H16V39H14ZM34 40V39H33ZM43 40V39H42ZM41 40V41H42ZM56 41L57 40H59V39H55ZM61 40V39H60ZM55 41V42H56ZM66 41V40H65ZM64 41V42H65ZM78 41V42H79ZM31 42V41H30ZM43 42V41H42ZM58 42H60V41H58ZM61 42V43H62ZM63 42V43H64ZM74 42H66L65 44H71V43H73L72 45H70V46H73L75 43ZM77 42V43H78ZM79 42V43H80ZM86 42H89V40H86ZM39 43V41L37 42V44ZM44 43V42H43ZM60 43V44H61ZM19 44V43H18ZM32 44V43H31ZM34 44V43H33ZM44 44H46V43H44ZM49 43H47L46 44V46L47 47H49V46H51L50 44L48 45ZM93 44H92V46H93ZM41 45V44H40ZM76 46H77V44H75ZM43 46V45H42ZM41 46V47H42ZM45 46V49L47 48ZM54 46V45H53ZM53 46H51L52 47V51H54V49L53 48H56V47H53ZM57 46H58V43H57ZM69 47V46H68ZM85 47H83V48H85ZM87 47H89V46H87ZM92 49V51L94 52V50L95 49H93V47H91ZM26 49V48H25ZM45 49H44V51H45ZM51 49V48H50ZM57 49H59V46L57 47ZM60 49H61V47H60ZM62 49H63V47H62ZM70 49V48H69ZM68 49V50H69ZM80 49V48H79ZM88 49H90V48H88ZM37 50V49H36ZM39 50V49H38ZM49 50V49H48ZM65 50V49H64ZM63 51V50H62ZM75 51V50H74ZM80 51V50H79ZM91 51V52H92ZM25 52V51H24ZM33 52V51H32ZM48 52V51H47ZM71 52V51H70ZM37 53V52H36ZM43 53H45V52H43ZM62 53V52H61ZM72 53V52H71ZM74 53V52H73ZM84 53V52H83ZM87 53V52H86ZM89 53V52H88ZM21 54V53H20ZM51 54V53H50ZM43 55V54H42ZM80 55H83V54H80ZM55 56H57V55H55ZM65 56V55H64ZM64 56H63V59H64ZM84 56H85V54H84ZM76 57V56H75ZM75 57L73 58V57H70L71 59H73V60H75ZM81 57V56H80ZM83 57V56H82ZM42 58V57H41ZM44 58V57H43ZM11 59V58H10ZM36 59V58H35ZM68 59V58H67ZM67 59L65 60V61H67ZM70 59V60H71ZM40 60V59H39ZM82 60V59H81ZM86 60V59H85ZM65 61H63V63L62 64H59L58 65V69L60 70V72H59V70L58 71H56V72H59L60 73V75H58L57 77H59L62 81H63V79L64 78H66V79H64V80H66L67 81V83L69 84V85H71V86H67V88L69 89L70 87H74V83H72L73 81L75 82V83H77L75 80H73V81H71L72 79H71V77L72 76H74L75 75V79L77 80L78 79V77L76 76V74H77V70H76V68H75V66H74V64L75 65H77L76 63H74V62H72V60H71V63H69V60H68V62L67 63H65ZM75 61H77V60H75ZM80 61V60H79ZM86 61V62H87ZM40 62V61H39ZM60 62H62V61H59V63ZM85 62V61H84ZM84 62H83V64H84ZM19 63H20V61H19ZM19 63H17L16 64V66L17 65H19ZM74 63V64H73ZM81 63V62H80ZM226 63H230L229 65L228 64H226ZM21 64V63H20ZM34 64H36V63H33V65ZM64 64V65H63ZM82 64V63H81ZM86 64V63H85ZM226 64V66H224ZM13 65V64H12ZM23 65V64H22ZM25 65V64H24ZM73 66V68H75V70L73 69V68H71L72 66ZM59 66H60V68H59ZM223 66V70L221 69V67ZM20 67V66H19ZM25 67V66H24ZM38 67V66H37ZM227 67V68H226ZM12 68V67H11ZM17 68V67H16ZM39 68V67H38ZM224 68H226V69H224ZM21 69V68H20ZM19 68H18V70H20ZM237 69V70H236ZM262 69V70H261ZM69 70V71H68ZM70 70H71V72L72 73H74V71H75V73L76 74H71V72H70ZM73 70V71H72ZM219 70H222V71H219ZM260 70V71H259ZM31 71V70H30ZM66 71V72H65ZM77 71V72H76ZM216 71V72H215ZM13 72V71H12ZM63 72H64V74H65V77L63 78L62 77V75H64L63 74ZM190 73V74H188V73ZM239 72V73H240ZM253 72V73H252ZM258 74H257V73ZM15 73V72H14ZM13 73V74H14ZM27 73V72H26ZM52 73H54V72H52ZM68 73H70V77H68L67 75H69ZM96 73V74H97ZM104 73V74H103ZM192 73H194V75L192 76ZM196 73V74H195ZM202 73V74H201ZM249 73V74H248ZM17 74V73H16ZM55 74H57V73H55ZM162 74H164L163 76H162ZM178 74V73H177ZM185 73H183V75H186ZM231 74V73H230ZM263 74V75H262ZM10 75H12V74H10ZM34 75V74H33ZM52 75V74H51ZM72 75V76H71ZM157 75H159V77H157ZM160 75H161V78H160ZM168 75V78L170 77L171 78V75L169 76ZM223 75V74H222ZM225 75V74H224ZM227 75V74H226ZM232 75V77L234 76L233 74H231ZM230 75V76H231ZM251 75V76H250ZM259 75V76H260ZM86 76V75H85ZM92 76H96V75H91L90 76V79H88V80H93L94 78L92 77ZM155 76L157 77V78H155ZM165 76V81H164V77ZM175 76H178V75H175ZM187 76H186V78H187ZM188 76V77H189ZM206 76V75H205ZM211 76V75H210ZM191 77H189V78H191ZM219 78H223V77H220V76H218ZM217 76H215V78L213 79L212 77H210V80H211V78L213 79L211 82H213V81H215V79L217 80V78H218ZM232 77H229L230 78V80H231V78ZM13 78H14V75H13V77H12V80H13ZM15 78H17V77H15ZM25 78V77H24ZM47 78H49V77H47ZM73 78V77H72ZM86 78H88V77H86ZM91 78H93V79H91ZM102 78V79H103ZM109 78V77H108ZM155 78V79H154ZM159 78V79H158ZM169 78V80H171ZM183 78V77H182ZM191 78V79H192ZM204 78V77H203ZM203 78H200V79H203ZM218 78V79H219ZM29 79V78H28ZM34 79V78H33ZM59 79V80H60ZM98 79H100L99 77H98ZM157 79V80H156ZM162 79V80H161ZM194 79H192V80H194ZM205 79V78H204ZM203 79V80H204ZM209 79V78H208ZM234 79H236V78H234ZM234 79H232L231 80V82H230V80H229V83L231 84L232 82H234L235 84H236V81H238V83H239V78H237L236 79V81L234 80ZM241 79V78H240ZM257 79V78H256ZM10 80V83L11 82H13L11 79H9ZM14 80H16V79H14ZM23 80V79H22ZM30 80H31V78H30ZM36 80V79H35ZM49 80V79H48ZM58 80V81H59ZM83 80V79H82ZM96 80V79H95ZM94 80V81H95ZM101 80V79H100ZM159 80V81H158ZM161 80V81H160ZM175 80H176V77H175ZM179 80V79H178ZM189 79H187V81H188ZM192 80H190L191 82H193ZM242 80H244L243 78H242ZM259 80H260V78H259ZM258 80V81H259ZM38 81H40V79L39 80H37L36 81V83H37V85H38ZM54 81H55V79H54ZM54 81H52V82H54ZM65 81V82H66ZM86 81V80H85ZM109 81V82H110ZM155 81V82H154ZM181 81V80H180ZM183 81V80H182ZM199 81V80H198ZM201 81V80H200ZM199 81V82H200ZM209 81V80H208ZM218 81V80H217ZM222 81V80H221ZM224 81H226V80H224ZM245 81V80H244ZM243 81V82H244ZM22 82H24V81H22ZM60 82V81H59ZM89 82V81H88ZM97 82H100V84H101V81H99V80H96V82L95 83H97ZM102 82H104L103 80H102ZM151 82H153V83H151ZM158 82V83H157ZM161 82V83H160ZM184 82V81H183ZM182 82V83H183ZM205 82V81H204ZM210 82V81H209ZM209 82H207L208 84H211V83H209ZM62 83V82H61ZM73 84V86H72V84ZM78 83L80 84V83H82L81 81H78ZM91 82H89L88 83V85L90 84ZM95 83H93V85H95ZM155 83V84H154ZM156 83H157V85H156ZM163 83V84H162ZM179 83V82H178ZM189 83V82H188ZM193 83H195V82H193ZM198 83V82H197ZM215 83H218V82H215ZM215 83H213V85L215 84ZM223 83V82H222ZM233 83V84H234ZM246 83V82H245ZM14 84V83H13ZM28 84V83H27ZM26 84V85H27ZM31 84H33V82L31 83ZM35 84V83H34ZM48 84V83H47ZM50 84V83H49ZM58 84V83H57ZM56 84V85H57ZM60 84V83H59ZM63 84L65 85L66 83H64L63 82ZM67 84V85H68ZM78 84V85H79ZM83 84H84V82H83ZM92 84V83H91ZM104 84H106L105 82H104ZM159 84V85H158ZM166 84H168V83H166ZM202 84V83H201ZM221 84V83H220ZM219 84V85H220ZM226 86L228 85V87H229V84L227 83V81L224 83ZM250 84V83H249ZM22 85H23V83H22ZM52 85V84H51ZM54 85H55V83H54ZM81 85V87H85V86H83L82 84H80ZM108 85V84H107ZM106 85V86H107ZM110 85V84H109ZM108 85V86H109ZM156 85V86H155ZM170 85V84H169ZM177 85V84H176ZM182 85H184V84H182ZM190 86H191V83L189 84ZM225 85H222V87L223 86H225ZM232 85V84H231ZM256 85H257V82H256ZM258 85H260V84H258ZM257 85V86H258ZM45 86V85H44ZM59 86V85H58ZM63 86V85H62ZM66 86V85H65ZM64 86V87H65ZM91 86V85H90ZM100 86V85H99ZM103 86V85H102ZM150 86V87H149ZM184 86H186L187 87V85H184ZM210 86V85H209ZM215 86H217V84L215 85ZM214 86V87H215ZM232 86H234V85H232ZM232 86L229 88V89H233L232 88ZM236 86H238L237 84H236ZM245 86V85H244ZM247 86V85H246ZM94 87V86H93ZM93 87H91V90H92V88ZM166 87V86H165ZM180 87V86H179ZM211 87V86H210ZM209 87V88H210ZM217 87H219V86H217ZM228 87H226L227 89H228ZM235 87V86H234ZM240 87H241V85H240ZM243 87V86H242ZM252 87H253V84H252ZM255 87V86H254ZM178 88V87H177ZM177 88H175V89H177ZM181 88V87H180ZM216 88V87H215ZM214 88V89H215ZM105 89H106V87H105ZM129 89H131L130 91H129ZM160 89V88H159ZM191 89V88H190ZM210 89H212V87L210 88ZM213 89V90H214ZM222 89V88H221ZM237 89H239V88H237ZM244 89H248V88H245L244 87ZM253 89V88H252ZM251 89V90H252ZM52 90V89H51ZM79 90V89H78ZM86 90H88V89H86ZM161 90V89H160ZM181 90V89H180ZM215 90H217V89H215ZM74 91V90H73ZM105 91V90H104ZM103 91V92H104ZM157 91V90H156ZM166 91V90H165ZM219 91H221V90H219ZM224 91H226V90H223L222 92H220L221 94H223L224 93V95H225V97L223 98V99H226V98H228V96H226V94H228V93H225ZM239 91H241V90H239ZM242 91H243V89H242ZM246 91V90H245ZM248 91H250V89L248 90ZM30 92H31V90H30ZM56 92V91H55ZM98 92H99V90H98ZM119 92V93H118ZM130 92V93H129ZM158 92V91H157ZM164 92V91H163ZM213 92V91H212ZM217 92H218V90H217ZM28 93V92H27ZM37 93H39V92H37ZM36 93V94H37ZM49 93H50V91H49ZM54 93V92H53ZM70 93V92H69ZM72 93V92H71ZM90 93V92H89ZM112 93V92H111ZM210 93V92H209ZM232 93V92H231ZM235 93V92H234ZM234 93H232V95H235ZM31 94V93H30ZM35 94V95H36ZM48 94V93H47ZM73 94V93H72ZM72 94H71V96H72ZM95 94H97V93H95ZM146 94H148V93H146ZM155 94V93H154ZM173 94H174V92H173ZM181 94V93H180ZM194 94V95H193ZM202 94V93H201ZM210 94H212V95H214L213 93H210ZM209 94V95H210ZM220 94V95H221ZM60 95V94H59ZM93 95V94H92ZM99 95V94H98ZM150 95V94H149ZM157 95V94H156ZM162 95V94H161ZM167 95V94H166ZM175 95V94H174ZM211 95V96H212ZM216 95H218V94H216ZM216 95H215V97H216ZM232 95H230L231 97H232ZM38 96V95H37ZM42 96V95H41ZM49 96V95H48ZM63 96H65V95H63ZM85 96V95H84ZM107 96V95H106ZM219 96V95H218ZM222 96V95H221ZM97 97V96H96ZM108 97H110V96H108ZM117 97V98H116ZM150 97V96H149ZM157 97H158V95H157ZM198 97V96H197ZM213 97V96H212ZM211 97V98H212ZM220 97V96H219ZM218 97V98H219ZM223 97V96H222ZM72 98V97H71ZM76 98V97H75ZM89 98V97H88ZM93 98H94V96H93ZM100 98V97H99ZM177 98V99H176ZM188 98V99H187ZM199 98V97H198ZM203 98V97H202ZM43 99V98H42ZM68 99V98H67ZM120 99H122V100H120ZM159 99V98H158ZM166 99V98H165ZM170 99V98H169ZM200 99H201V96H200ZM213 99V98H212ZM211 99V100H212ZM233 99V98H232ZM231 99V100H232ZM104 100H105V102L103 101V98H102V101L104 102V103H106V102H110L109 100H107L106 98H105V95H104ZM164 100V99H163ZM191 100L193 101V102H191ZM227 101H228V99H226ZM225 100V101H226ZM73 101H75V99L73 100ZM77 101V100H76ZM97 101H99V100H97ZM102 101H100V102H102ZM167 101V100H166ZM201 102L199 105L201 106V104H203L202 106H204V107H200V108H197L198 107V103L197 102ZM207 101H209L208 103H207ZM224 101V100H223ZM222 101V102H223ZM67 102H69V100L67 101ZM140 102L143 104H141L142 105V107H145L146 108V110L144 109V108H142V107H140L141 105H140ZM190 102V103H189ZM230 102H232V101H230ZM234 102H235V100H234ZM40 103V102H39ZM179 103H181V104H184V105H181V104H179ZM227 103H229V102H227ZM236 103V102H235ZM235 103H234V105H235ZM56 104H57V102H56ZM94 104V103H93ZM96 104V103H95ZM99 104V103H98ZM101 104V103H100ZM110 104H112V103H110ZM109 103H108V105H110ZM114 105L115 104H117V103H113ZM112 104V105H113ZM120 104V105H121ZM138 104H139V106H138ZM151 104H152V106H151ZM170 104V105H169ZM206 104H208L209 106H210V108H212V109H210L209 108V106L207 105L206 106ZM211 104V105H210ZM230 104V103H229ZM233 104V103H232ZM231 104V105H232ZM262 104V103H261ZM261 104H260V106H261ZM264 104V103H263ZM44 105V104H43ZM60 105V104H59ZM88 105V104H87ZM145 105H147V106H145ZM197 105V106H196ZM47 106H48V104H47ZM61 106V105H60ZM98 106H100V105H98ZM104 106H107V104H105ZM111 106V105H110ZM110 106L108 107V110L110 109ZM119 106V105H118ZM117 105H116V108L118 107ZM136 106H138L139 108H141V110H142V112L141 113H143L144 112V116H143V114H141L140 113V111L138 112H136L135 111V109L137 110L138 109V107H136ZM181 106H183L182 108H181ZM186 106V107H185ZM207 108H206V107ZM233 106V105H232ZM71 107V106H70ZM106 107V108H107ZM120 107L121 106H119L118 107V109H120ZM127 107V106H126ZM133 107V108H132ZM136 107V108H135ZM185 107V108H184ZM196 107V108H195ZM53 108V107H52ZM87 108V107H86ZM85 108V109H86ZM92 108V107H91ZM96 108V110H99V109H97V108H99V107H95ZM122 108V107H121ZM135 108V109H134ZM188 108V107H187ZM204 108V109H203ZM256 108V107H255ZM45 109V108H44ZM57 109V108H56ZM66 109V108H65ZM94 109V108H93ZM101 109V111H100V114H102V112L105 114V111H103V108L101 107L100 108ZM105 109V108H104ZM145 111H144V110ZM164 109V110H163ZM171 109H173V110H171ZM198 109V110H197ZM209 109V110H208ZM219 109L221 110V111H219ZM83 109H81V111H82ZM108 110H106L107 112H108ZM126 110V109H125ZM131 110V111H132ZM189 110V109H188ZM199 110H201L202 111V114H203V111H204V115L206 116V115H208V117L209 118H207V116H206V118L204 117V115H201L200 113V111ZM260 110V109H259ZM66 111H68V110H66ZM73 111V110H72ZM79 111V110H78ZM85 111H87V110H85ZM85 111L84 112H82V113H84L85 114ZM127 111V110H126ZM154 112L153 114H152V112ZM211 112V111H213V113H209V112ZM224 112V114H226L225 113V108H224V110H223ZM227 111V110H226ZM254 111V110H253ZM97 112H99V111H97ZM97 112L95 111V114H97ZM111 112V111H110ZM229 112V111H228ZM230 112H231V110H230ZM255 112H259V111H255ZM262 112V111H261ZM93 114V112H90V114ZM114 113V112H113ZM137 113H138V117H136L137 116ZM161 113V114H160ZM190 113V114H189ZM234 113V112H233ZM47 114V113H46ZM54 114V113H53ZM62 114V113H61ZM77 114H79V113H77ZM87 114H89V112H87ZM117 114V112L115 113V115ZM124 114V113H123ZM141 114V115H140ZM158 114V115H157ZM190 115V118L188 117L189 115ZM223 114V115H224ZM228 114V113H227ZM253 114V113H252ZM256 115L258 114V113H255ZM48 115V114H47ZM98 115H99V113H98ZM114 115V114H113ZM133 115L134 117H136V118H132L131 116ZM139 115L140 116H142L141 118L139 117ZM155 115H157V116H155ZM165 117V119L163 118V116ZM172 115H175V116H172ZM177 115V116H176ZM186 116L187 115V117L185 118L184 117V119L182 118V116ZM200 115H201V117H200ZM231 115V114H230ZM233 115V114H232ZM231 115V116H232ZM235 115V114H234ZM69 116V115H68ZM73 116V115H72ZM74 116H76V115H74ZM80 116V115H79ZM79 116H77V117H79ZM90 116V115H89ZM88 116V117H89ZM97 116V115H96ZM101 116V115H100ZM99 116V117H100ZM152 116H155V118H154V120L152 121ZM197 116H199V118H201V120H204V121H202V122H200L199 120H198V122L200 123V126L202 125L201 123H203L204 124V122H208V123H210V122H212L213 120L215 121H213L212 122V125L211 124H208V126H207V124H204L203 126H207V130H210V129H212V127H214L215 129H213L212 131H210V132H208L207 133V130H206V133H205V128H203L202 127V129H204L203 131H204V133L203 132H200L199 131V129H197V131H198V133L200 132V134H198V135H200L203 139H205L203 142H201L202 140L201 139H199V138H201L200 136H198V138L196 137V134H195V136L193 135L194 134V127H195V125L193 126V127H189V128H191L192 129V131H191V129L189 130L188 129V125H190L191 124V122H192V119H194L193 121L194 122H197ZM247 116V115H246ZM250 116V115H249ZM87 117V118H88ZM91 117H93V115L92 116H90V118ZM113 117V116H112ZM156 117L158 118V120H160V121H158V120H155L156 119ZM175 119L176 117L178 118V120L181 122V124H182V122L183 121H186L185 123L187 124H184V122H183V125H181V124H179V121L178 120H174L173 118ZM213 117V118H212ZM214 117L216 118V120L214 119ZM218 117V116H217ZM245 117V116H244ZM244 117H243V119H244ZM55 118H56V116H55ZM66 118H67V116H66ZM89 118V119H90ZM118 118V117H117ZM117 118H116V116L114 117V119H116L115 121H117ZM131 118V119H130ZM161 118L163 119V120H161ZM196 118V119H195ZM231 118V117H230ZM241 118V117H240ZM51 119V118H50ZM57 119V118H56ZM77 119V118H76ZM113 119V118H112ZM132 121V123L131 122H129L130 120ZM140 121H139V120ZM173 119L174 121H176V123H178V124H176L175 122H173V123H175L178 127L177 128H179V129H177V128H175V127H173V126H176L175 124L173 125V123H172V121L171 120ZM181 119V120H180ZM182 119H183V121H182ZM187 119V120H186ZM188 119H190V120H188ZM207 121H206V120ZM211 119H213L212 121H211ZM259 119V118H258ZM263 119V118H262ZM62 120H64L63 118H62ZM70 120V119H69ZM125 120V121H124ZM134 120H136V121H134ZM137 120L139 121V122H137ZM151 120V121H150ZM165 120V121H164ZM224 120V119H223ZM252 120H253V118H252ZM255 120V119H254ZM81 121H83V122H81ZM84 121L87 123H84ZM87 121H89V120H87ZM113 121V120H112ZM150 121V122H149ZM169 121H171V122H168ZM210 121V122H209ZM242 121V120H241ZM58 122V121H57ZM103 122V123H102ZM133 122H134V124L136 125V127H139V128H135V125L133 124ZM140 124L141 122H143V123H141V124H143V129L146 131V132H151V134L155 131V133H159V135L161 134V133H171L170 131H172V132H174L175 134H176V137H179V136H181L182 137V135H183V133H184V135L185 134H187V132H188V134H189V132H192V133H190V135H188V136H194V137H196L197 139H198V142H199V144L201 145V147H202V145H203V143H204V149L203 148H201L200 146H199V144H198V146L202 149V151H200L199 150V147H197L198 148V151H200V152H198L197 151V149H196V144H193V143H197L196 141H197V139L196 138H192L191 137V139H195L194 141L195 142H193V140L189 143L188 141H189V138L190 137H185V136H183V138L185 137V138H187L185 141H187L186 143L183 141V139H180L179 141H177L176 139H174V138H172L170 141H167V143L165 144V140L164 139H162L161 138V140H158V139H156L155 138V140H156V142L157 141H159V143L157 142V144H156V142H155V140H151V141H149L148 142V137H147V134H145V132L143 133V132H141V131H143V130H141V126L142 125H140V126H138V124ZM147 122H149V123H147ZM153 122V123H152ZM188 122H189V124H188ZM193 122V123H194ZM232 122V121H231ZM257 122H258V124L260 123V121H258L257 120ZM256 122V123H257ZM82 123H84V124H86V125H84V124H82ZM102 124V125H99V124ZM115 123V122H114ZM172 123V126L170 125ZM193 123H192V125H193ZM227 123V122H226ZM248 123H249V121H248ZM255 123V122H254ZM109 124L111 125V127H113V123L111 124L110 122H109ZM107 125L106 124V126H108L107 128H110L109 126L110 125ZM145 124H147V126L146 127H144L145 126ZM194 124H196V123H194ZM241 124V123H240ZM246 122H244V125L242 126V127H245L246 125ZM59 125V124H58ZM128 125H132V127L135 129H133L131 126H129V128H130V130L128 129ZM192 125H190V126H192ZM220 125V124H219ZM36 126V125H35ZM59 126H61V125H59ZM59 126H57V124H56V127L58 128V129H60L61 130V128L62 127H60L59 128ZM63 126V125H62ZM86 126V127H85ZM89 126V127H88ZM97 126V127H96ZM101 126V127H100ZM105 126V127H106ZM115 126V125H114ZM149 126V127H148ZM167 126H170V127H168V129H166L167 128ZM186 126H187V128H186ZM196 126H198L199 127V124H196ZM212 126V127H211ZM223 126V125H222ZM237 127V124L236 125H234V127ZM248 126H250V124L248 125ZM264 126V125H263ZM116 127H114V128H116ZM197 127V128H198ZM210 127V128H209ZM224 127V126H223ZM231 127H232V125H231ZM258 127L261 129L262 128V125H258ZM65 128H67V127H63V129H65ZM92 128V129H91ZM107 128H106V130H107ZM145 128H147V129H145ZM183 128V129H182ZM218 129H216L217 131L219 130V129H222L221 128V125H220V128L219 127H217ZM250 128V127H249ZM253 128V127H252ZM35 129V128H34ZM73 129V130H72ZM111 129V128H110ZM109 129V130H110ZM113 129V128H112ZM126 129V130H125ZM138 129H140L139 130V132L137 131ZM149 129V130H148ZM184 129H187L186 131H184V132H179L178 131V133L180 134V135H178L176 132H177V130H181V131H183ZM201 129V130H202ZM225 129H227V128H225ZM229 129V128H228ZM236 129V128H235ZM242 129V128H241ZM258 128H256V130H257ZM263 129V128H262ZM55 130V129H54ZM67 130V129H66ZM65 130V131H66ZM100 130V131H99ZM124 130V131H123ZM127 130H129V131H127ZM137 131V137H136V134H135V136H133L134 134H132L134 131ZM151 130V131H150ZM153 130V131H152ZM189 130V131H188ZM238 130H239V128H238ZM245 130V129H244ZM254 130H255V128H254ZM264 130V129H263ZM263 130H262V132H263ZM45 131V130H44ZM102 131V132H101ZM108 131V130H107ZM107 131H106V133H107ZM116 130H114V132H115ZM161 131H163V132H161ZM197 131H195L196 133H197ZM226 131V130H225ZM229 131V130H228ZM235 131H237V130H235ZM246 131V130H245ZM244 131V132H245ZM258 131H260V130H258ZM36 132V131H35ZM55 131H53V133H54ZM58 132V131H57ZM61 132V131H60ZM67 132H68V130H67ZM125 133V132H127V134H128V132L131 134H124L125 136L127 135V136H129V138L126 136H123V133ZM132 132V133H131ZM142 134H141V133ZM232 132V131H231ZM230 132V133H231ZM56 133V132H55ZM136 133V132H135ZM219 134L221 133L220 131L218 132ZM227 133V132H226ZM225 133V134H226ZM243 133V132H242ZM253 133V132H252ZM59 134L57 135V136H59ZM121 136H120V135ZM175 134H173V135H175ZM192 134V135H191ZM203 134H206V135H203ZM235 134V133H234ZM256 134V133H255ZM258 134V133H257ZM47 135V134H46ZM52 134H50L49 136H51ZM153 135V134H152ZM209 135V136H208ZM216 135V134H215ZM223 138H224V134L222 133V134H220ZM228 135V134H227ZM45 136V135H44ZM48 136V137H49ZM96 136H98V137H100V138H102V139H100V138H98V137H96ZM105 136H107V134H105ZM142 136V137H141ZM206 136H208V137H210L209 138V140H213V143H212V146H213V144H214V146L213 147H215V140L216 139H218V144L219 145H217L218 147H219V149H217V147H215L214 149H213V151L210 149L211 147H209L208 148V146L206 145V144H210L211 143V141H209V140H207L208 139V137H206ZM242 137H243V135H241ZM255 136V135H254ZM52 137H54V136H51V138ZM62 137V138H61ZM92 137V138H91ZM112 137V138H111ZM123 137H125V138H128L127 139V142H126V139L125 138H123ZM132 137H134L135 139V141H137V142H132L133 141V138ZM212 137H214V139L212 138ZM232 137H234V136H231V134H230V137H229V135L228 136H226V138L228 139V138H230V140H231V138ZM248 137H249V135H248ZM247 137V138H248ZM253 137V136H252ZM259 137V136H258ZM40 138V137H39ZM51 138H49V139H51ZM57 138V137H56ZM71 138V139H72ZM142 138V139H141ZM143 138H145V139H143ZM184 138V139H185ZM207 138V139H206ZM223 138H221V139H223ZM225 138V139H226ZM245 138V137H244ZM36 139V138H35ZM65 139V141H67ZM132 139V140H131ZM141 141H140V140ZM225 139H223L224 140V144L223 145H226V143H225ZM233 139V138H232ZM238 140H239V138H237ZM243 139V138H242ZM55 140V139H54ZM129 140H131L130 141V143H128V141ZM139 140V141H138ZM146 142H145V141ZM163 140H164V144H163ZM175 140H176V142H175ZM199 140H201V141H199ZM235 141H236V139H234ZM33 141V140H32ZM49 141V140H48ZM67 141V142H68ZM206 141V142H205ZM235 141H234V143H235ZM250 141V140H249ZM55 142V141H54ZM160 142H161V144H160ZM175 142V143H174ZM177 142H179V143H177ZM180 142H182V143H180ZM208 142V143H207ZM210 142V143H209ZM222 142V141H221ZM226 142H227V140H226ZM229 142V141H228ZM231 142V141H230ZM233 142V141H232ZM36 143V142H35ZM44 143V142H43ZM68 143H70V142H68ZM76 143V144H75ZM154 143H155V146H153L154 145ZM186 144V146H184V144ZM192 143V146H190V144ZM52 144H53V141H52ZM164 146H163V145ZM171 144L173 145V147H177L178 149H175V150H179L180 152H184V150L185 149H183L182 151H181V149H182V147H181V144H182V146H184V148H186L187 149V147L188 146H190V147H193V150H192V148L191 149H189L190 147H188V149L187 150H185V152L186 151H192V154H194L193 156H192V154H191V156L193 157L192 159L190 158V153L188 152V154H187V152L186 153H182L181 154V157L180 158H183L182 156H184V159H187V158H189L191 161H188L189 163H191V162H193L194 163V160L196 161V160H199L200 158L202 159H200V161H196L194 164H192V166L189 168V166H187L186 167V165H187V160L185 161L184 160V162H186V164H182V163H184V162H182L181 160L182 159H179V158H177V157H175L176 159H178V160H176L175 158H173V156H175L174 154L176 153L175 151V153H173V151L171 150V152H169L170 150V147H171ZM180 144V145H179ZM188 144V145H187ZM228 145H229V143H227ZM232 144V143H231ZM231 144L229 145V146H231ZM252 144V143H251ZM57 144H55V146H56ZM57 145V146H58ZM77 145V146H76ZM170 146L169 147V149L167 148L168 146ZM175 145V146H174ZM178 145V146H177ZM222 145V146H223ZM227 145V146H228ZM254 145V144H253ZM54 146V145H53ZM150 146V147H149ZM152 146H153V149H152ZM162 147V148H164L165 147V149L167 148L168 150H164V149H162V148H159V147ZM206 146V147H205ZM209 146H211V144L209 145ZM234 145H232V147H233ZM236 146H238V144H236L235 143V147ZM247 147V144L246 145H243V146H241L240 144H239V146L238 147H240V148H238V147H236V152L238 151L237 149H239V150H241V148H242V151H244V154H242L243 152H238V154L237 153H233L232 152V154L230 153V152H228L227 153V155H228V158H232L235 162H234V164H238V162H239V164H240V161L238 160L237 162H236V160L237 159H234V157L236 156V155H239L240 153V156H238V157H240V158H238V159H240V160H242V158H244V156H246V152H250L246 147ZM250 146V145H249ZM81 147V148H80ZM154 147H156V148H154ZM224 148H223V150L225 151V149L226 150H228L229 149V147H228V149H227V147L226 146H223ZM226 147V148H225ZM231 147V148H232ZM244 147L246 148V150L247 151H245L244 150ZM256 147V146H255ZM258 147V146H257ZM45 148V147H44ZM54 148V147H53ZM56 148V147H55ZM54 148V150H53V153L55 152V150L57 149L58 150V152H57V150H56V152L55 153H57L58 155H60L63 151H61L60 152V150H59V148H56L55 149ZM150 150H148V149ZM158 148H159V150H158ZM195 148V149H194ZM206 148V149H205ZM231 148H230V150H231ZM47 149V148H46ZM48 149H49V147H48ZM68 149V150H67ZM154 149H156V150H154ZM161 149H162V152H161ZM207 149H208V151H207ZM235 148L233 147V151H235L234 150ZM255 149H257V148H255ZM38 150H40V149H38ZM152 150L154 151V153H156L155 151H157L159 154H157V155H155L153 152H152ZM165 152H164V151ZM194 150H196L197 152H196V154L197 155H199L200 153V156H195V151ZM76 151V150H75ZM204 151V152H203ZM206 151H207V153H206ZM51 152H52V150H51ZM50 152V153H51ZM150 152V153H149ZM152 152V153H151ZM162 153V155H160L161 153ZM163 152L165 153V154H163ZM178 152V151H177ZM194 152V153H193ZM203 152V153H202ZM221 152H223L222 150H221ZM251 152H252V150H251ZM45 153H47V151L45 152ZM45 153L43 154L44 155V157H43V159H45ZM53 153H51V154H53ZM54 153V155H53V158H55L56 156V154ZM75 153H77V152H75ZM209 153V154H208ZM224 153H226V152H224ZM229 153H230V156H229ZM143 154L144 155H146V156H143ZM147 154H149L148 156H147ZM166 154H168L167 156H166ZM185 154H187V155H189V157L186 155V157H185ZM211 154V155H210ZM261 154V153H260ZM41 155V154H40ZM49 155V154H48ZM154 155V156H153ZM164 155H165V157H166V159H165V157H164ZM170 155V156H169ZM171 155H173V156H171ZM201 155H203L204 156V158H202V156ZM207 155V156H206ZM209 155V156H208ZM241 155H244L243 157H241ZM38 157H39V155H37ZM50 156V155H49ZM61 156V155H60ZM146 157V158H143V157ZM156 156V157H155ZM161 156H163L164 158L162 159V157ZM262 156V155H261ZM36 157V156H35ZM148 157H150L149 159H147ZM168 157H171V160H170V158H168ZM205 157H206V159H205ZM209 157V158H208ZM220 157V158H221ZM226 157V156H225ZM40 158H41V156H40ZM49 158V157H48ZM52 158V159H53ZM57 158V161H58V158H60L59 156H57L56 157ZM56 158L55 159H53V160H56ZM140 158H143L142 160L143 161H146L147 160V162H150V163H147V164H153V163H151L152 162V160L154 161V162H157V160L158 159H162L163 161H161V160H158V163H160V164H158V163H156L155 165H158L160 168H157V167H155V165H147V166H145L146 164H144V166L145 167H149V170L148 171H153L152 169H151V166L154 168V171L156 170H161V169H163L164 171H166L167 170V172H168V169H173V170H176V172H177V169L180 171H182V169H195L196 168V164H197V168L199 169L201 166L202 167H204L203 169H204V171L206 170V172H204V174L202 173L201 175H200V173L198 174L196 171H192L191 172V174H193V176L195 175V174H198V175H195L194 177H192V176H190L191 174L190 173H188V174H186V173H182V172H180V174L177 172V173H175L174 175L172 174V169H171V172H170V175H168L169 174V172L167 173L166 172V176H165V172L163 173V175L166 177V179H163V180H161L162 178H163V176H162V173H161V175H159L160 173H157V174H154L153 176H152V174H151V176L150 177H152V178H150V177H147L146 175H148V174H150V173H148V174H146V175H144L143 177H145V178H143L142 177V175H140L141 177V179H139L140 181L142 180V179H144V183L146 184H148V186H145L144 185V183L141 181V183H143V185L144 186H141L142 184L140 183V181L139 180H137L136 178L137 177H135V178H133L134 176H132L131 174H133V172L134 171H137L141 166L142 167H144L143 165H142V161H141V159ZM156 158H158V159H156ZM168 158V159H167ZM196 158V159H195ZM198 158V159H197ZM217 159L218 161H215V162H213L214 164H217L216 165V168L217 167H220V165H222V161H221V163H218V162H220V160L221 159H223L224 160V157L223 158H221V159ZM235 158H237V156L235 157ZM4 159V158H3ZM42 159V158H41ZM46 159H47V157H46ZM45 159V160H46ZM50 159H51V157H50ZM61 159H62V161H63V158L61 157ZM61 159H59V161H58V163L60 162V160ZM75 159V160H74ZM78 159V160H77ZM114 161H112V160ZM137 159H140V162H139V160H137ZM173 159H174V161L175 162H173L172 163V161H173ZM194 159V160H193ZM205 159V160H204ZM231 159V160H232ZM245 159V158H244ZM258 159V158H257ZM262 158H260L259 159V161L261 160ZM45 160H43V165H41L42 167L43 166H45L44 164H45ZM49 160V159H48ZM47 160V161H48ZM52 160V161H53ZM70 160V159H69ZM77 160V161H76ZM104 160V161H103ZM116 160V161H115ZM134 160H135V163H137L138 165H139V168L137 169V164L135 165V163H134ZM167 160H169V162L167 161ZM179 160L182 162V163H180L179 164ZM193 160V161H192ZM208 160H207V162H208ZM227 159H225V161H226ZM251 160V159H250ZM263 160V159H262ZM39 162L38 163H40V159L38 160ZM76 161V162H75ZM100 161H103L104 163H106V165H107V162L108 163H110L111 162V164H112V162L115 164L116 162H117V164L119 165V164H121L122 166L120 167V165L118 166L117 164V168L116 169H119V168H121V169H125V171H126V175L128 176V177H130V179H133L132 180V182H134L133 184L135 185H133L132 184V182H131V184L129 183L130 182V179L125 175V172H123V173H120V171L119 170H121V169H119V170H114L115 169V167H114V169H113V171H112V173H111V171L110 172H107V170L109 171V169H110V166H112V165H108L109 167H107V168H109V169H106V167H105V169H106V171L105 172H107L108 174H106L105 172H103L105 169L102 167V172H101V170H99L98 168L100 167L101 168V166H99V163H100ZM107 161V162H106ZM133 161V162H132ZM161 161V162H160ZM178 161V162H177ZM201 161H202V163H201ZM224 161V162H225ZM249 161V158L247 159V161H245L244 160V162L245 163H242L241 162V164H246V162H248ZM253 161H255V160H253ZM252 161V162H253ZM258 161V162H259ZM51 162V161H50ZM50 162H47V163H50ZM66 162V161H65ZM69 162V161H68ZM96 162V164H98V165H96V164H93V163H95ZM98 162V163H97ZM102 162V163H103ZM197 162H200V164L199 163H197ZM250 162V161H249ZM251 162V163H252ZM33 164L35 163V161L34 162H32ZM46 163V165H48ZM101 163V164H102ZM125 163V164H124ZM134 164V166L132 165V164ZM146 163V162H145ZM161 163L163 164V166L165 167V169H164V167L161 165ZM165 163V164H164ZM171 163V164H170ZM228 163V162H227ZM131 164V166H129ZM140 164H141V166H140ZM174 164V165H173ZM175 164H177L178 166L176 167L175 166ZM191 164H189V165H191ZM218 164H220V165H218ZM6 165H7V163H6ZM65 165H66V163H65ZM73 165V164H72ZM94 165H96V168H95V170H99V171H94ZM125 165H127L128 167H132V169H130V168H128L127 170H126V166ZM172 165V166H171ZM180 165H182V166H180ZM195 167H194V166ZM49 166V165H48ZM64 166V165H63ZM68 166V165H67ZM123 166H125V167H123ZM168 166V167H167ZM185 166V167H184ZM211 166V167H212ZM229 166V165H228ZM239 166V165H238ZM246 166V165H245ZM9 167V166H8ZM8 167H7V169H8ZM11 167V166H10ZM37 167V166H36ZM69 168H71V165L70 166H68ZM78 167H76L77 168V170H78ZM98 167V168H97ZM123 167V168H122ZM133 167H135V168H133ZM144 167V168H145ZM202 167L200 168V169H202ZM225 167V166H224ZM231 167V166H230ZM1 168V167H0ZM39 168V167H38ZM41 168V167H40ZM39 168V169H40ZM44 168H46V166L44 167ZM65 168H67L66 166H65ZM68 168V169H69ZM72 168H75V167H73L72 166ZM75 168V169H76ZM113 168V167H112ZM112 168H111V170H112ZM157 168V169H156ZM181 168V169H180ZM12 169V168H11ZM86 171H85V170ZM90 169H91V171H94L93 172V174H91L92 172L90 171ZM135 169V170H134ZM142 169V168H141ZM146 169V168H145ZM144 169V170H145ZM151 169V170H150ZM202 169V170H203ZM243 169V168H242ZM252 169V168H251ZM65 170V169H64ZM70 170V169H69ZM72 170V169H71ZM71 170H70V172H71ZM76 170V172L74 171V170H72L74 173H76V176H77V178L79 177L78 176V174L77 173H79L78 171ZM131 170L133 171L132 173H131ZM196 170V169H195ZM245 170V169H244ZM3 171H4V169H3ZM3 171H1V173L3 172ZM35 171H36V169H35ZM123 170H121V172H122ZM147 171V170H146ZM153 171V172H154ZM155 171V172H156ZM250 171V170H249ZM263 171V170H262ZM69 172V171H68ZM87 174H86V173ZM127 172L130 174V176H129V174H127ZM138 172V171H137ZM145 172V171H144ZM152 172V173H153ZM163 172V171H162ZM175 172V171H174ZM190 172V171H189ZM252 172H256V171H252ZM6 173V172H5ZM36 173V172H35ZM65 173H67V171L65 172ZM205 173L206 174H208L207 176L208 177H206V175H205ZM210 173H212V174H210ZM215 173H217L216 175H215ZM251 173V172H250ZM261 171L259 172V176L261 175ZM263 173H264V171H263ZM262 173V175L261 176H264V174ZM4 174V173H3ZM71 174V173H70ZM119 174H122L121 176L122 177H118L117 175H119ZM144 174V173H143ZM187 175V176H181V178H180V175ZM190 174V175H189ZM210 174V175H209ZM226 174V173H225ZM224 174V175H225ZM244 174V173H243ZM5 175V174H4ZM67 175H68V173H67ZM88 175V176H89ZM108 175H116L115 177L113 176V178H112V176H111V178H110V176L107 178V176ZM125 175V176H124ZM133 175H135V172H134V174ZM158 177H157V176ZM177 175V177H174L173 179L171 178L172 176H176ZM203 175V176H202ZM205 175V176H204ZM212 175V176H211ZM258 174H256V175H254L252 178H256L257 177V179L258 178H260L259 176H257ZM10 175H8L7 177H9ZM74 176V175H73ZM76 176H74V177H76ZM89 176V177H90ZM96 176V175H95ZM136 176V175H135ZM149 176V175H148ZM179 176V177H178ZM199 176H200V181L201 182H199ZM202 176V177H201ZM215 176V177H214ZM241 176V175H240ZM245 176V175H244ZM243 176V177H244ZM249 176V175H248ZM252 176V175H251ZM4 177V176H3ZM3 177H2V179H3ZM6 177V176H5ZM94 177V176H93ZM103 177V178H102ZM119 179H118V178ZM123 177H124V180L126 179L125 177H127V181L125 180V182H127V183H129V184H124V182L123 181H121V180H123ZM132 177V178H131ZM139 177V176H138ZM155 177H156V181H155ZM164 177V178H165ZM191 177V178H190ZM196 177V178H195ZM239 177V176H238ZM1 178V177H0ZM98 178V177H97ZM104 178H107V179H104ZM154 178V179H153ZM204 178V179H203ZM206 178V179H205ZM209 178V179H208ZM241 178V177H240ZM251 178V179H252ZM264 178V177H263ZM135 179V180H134ZM158 179V180H157ZM198 179V180H197ZM225 179L223 180L224 181V185H227V183L228 182H226V184H225ZM239 179V178H238ZM250 179V178H249ZM261 179H262V177H261ZM12 180V179H11ZM38 180V179H37ZM86 180V181H85ZM90 180V181H89ZM120 180V181H119ZM137 180V181H136ZM148 180V181H147ZM151 180V181H150ZM204 180V181H203ZM208 180V181H207ZM211 180V183L212 182H214V184L212 185L211 183H209V181ZM226 180V181H227ZM240 180V179H239ZM253 180V179H252ZM260 180V179H259ZM8 181V180H7ZM67 182H69V180H66ZM89 181V183H88V185L90 184V182L92 181V182H94V183H91L90 185H89V187L90 188H92V189H90L89 187H88V185H86L87 184V182ZM146 181V182H145ZM149 181L150 182H152V181H155L154 183L152 182V185H151V187L149 186L150 184H149ZM207 181V182H206ZM229 181V180H228ZM230 181L233 183V182H235V181H232L231 179H230ZM263 181H264V179H263ZM262 181V182H263ZM65 182V181H64ZM66 182V183H67ZM83 182H84V184H83ZM86 182V183H85ZM106 182H108L109 184L108 185H110L111 184V182H113L112 183V186H114L115 185V183L118 185V182L120 183V182H122V184H124L123 186H120V187H117V189L115 190V187H113L114 189H112V187H110V186H107V183ZM136 182H138L137 184L139 185V187L141 186V189H143V191L140 193V188L139 187H137L136 186ZM158 182H160L159 184H158ZM202 182H204V183H209V184H206V186H205V184H203ZM231 182H229V183H231ZM243 182V181H242ZM254 182V181H253ZM256 182V181H255ZM254 182V183H255ZM106 183V184H105ZM156 183V184H155ZM200 183H202V184H200ZM228 183V184H229ZM236 184H237V182H235ZM241 183V182H240ZM245 183V182H244ZM264 183V182H263ZM65 184V183H64ZM95 184V185H94ZM98 184H100V185H98ZM121 184V183H120ZM121 184V185H122ZM141 184V185H140ZM146 184V185H147ZM153 184H155L154 186H153ZM161 184V185H160ZM184 184L185 185H187L186 187H187V189H186V187L184 186ZM212 186H211V185ZM218 184V185H217ZM246 184V183H245ZM259 184V183H258ZM4 185H5V183H4ZM66 185V184H65ZM64 185V186H65ZM69 185H71L72 186V184L71 183H69ZM74 185V184H73ZM86 185V186H85ZM96 185H98V186H96ZM159 185V186H158ZM173 185V186H172ZM182 185V186H181ZM188 185H189V188H190V191L188 190L189 188H188ZM203 185V186H202ZM209 185V186H208ZM232 185H234V187H235V184L233 183ZM231 184L229 185L230 186V188H231V186H232ZM241 185H243V184H241ZM241 185H236L237 187H239V189L241 188V190L242 189H244L245 187H249V185H245V187L244 186H241ZM251 185H252V183H251ZM254 185V184H253ZM256 185V184H255ZM264 185V184H263ZM262 185V186H263ZM67 186V185H66ZM92 186V187H91ZM95 186V187H94ZM107 188V187H109V188H107V189H104L105 187ZM116 186V185H115ZM161 186V187H160ZM177 186V187H176ZM178 186H180V188H178ZM210 186H211V189H210ZM4 187V186H3ZM9 187H10V185H9ZM55 186H53V188H54ZM70 186H67V188L66 187H64L65 188V190L63 189L62 191L64 192V191H69L70 189H71V187L69 188ZM130 187H132V188H130ZM154 187V188H153ZM160 187V188H159ZM164 188L165 187V189H162V190H160L161 188ZM175 187V188H174ZM224 187V186H223ZM226 187H228V186H226ZM226 187H224V189L226 188ZM251 187H254V188H256L255 186H251ZM264 187V186H263ZM75 188H78V189H80L78 186H76ZM74 188V189H75ZM99 188V191L98 192H100L99 194H97V197H99V195L101 194L102 195V197L101 198H109V200L110 201H113L115 198V200H117V197H118V199H119V197L121 196V195H123V194H120V193H125L126 191H127V193H125V194H127L126 196H124L125 197V204H126V207H128V205H127V203H128V201H131L130 203L132 204H130L129 203V207H131L132 209H130V208H128V209H126V207L123 205V207H124V209L122 208V207H120V210H119V208H115L116 206H118L120 203H114L115 205H113L112 204V202L110 203L111 204V206L112 207H110L106 202H104L105 204H106V207L104 208L103 207V205L105 206V204L103 203V202H100L99 203V201H101V198H100V200H99V198H97L98 200H97V202H98V204L101 206V207H99V205H97L98 206V208H97V206H96V208L94 207V205H96V203L97 202H95L96 201V193H95V196L93 195L94 193V191H96V189H98ZM119 188H120V190H121V192L119 193ZM124 188V189H126V191H123L122 189ZM136 188V189H135ZM147 188V189H146ZM149 188H152V190H154L155 191V189H156V191H155V193L157 194V192L159 193V191H157L158 189L160 190V193L162 192V194H160L159 193V195L161 196V198L158 196V194L157 195H155V193H151V189H149ZM158 188V189H157ZM167 188V189H166ZM176 188H178V189H182V190H178V189H176ZM184 188H185V190H184ZM198 188H199V191L200 192H202V193H200L199 191H198ZM201 188H202V190H201ZM210 189V190H208V189ZM258 188V189H257ZM256 188V190H257V192H256V190H254V189H252V188H247L248 190H250V193H248V192H244V191H241V192H244V193H242L243 195H248V194H250L249 196L251 197V194L253 195V192L255 191V193H254V195H256L257 193H260V190L264 193V188L263 189H260L259 188V185H258V187ZM4 189V188H3ZM67 189V190H66ZM86 189V190H85ZM90 189V193L91 194H89V191H87V190H89ZM95 189V190H94ZM112 189V190H111ZM149 189V190H148ZM170 189V190H169ZM172 189V190H171ZM175 189V191H173ZM223 189V188H222ZM235 189V188H234ZM246 189V190H247ZM251 189L252 190H254L253 192H251ZM9 190V189H8ZM57 189H55L54 191H56ZM80 190V191H81ZM92 190H94V191H92ZM100 190H102V191H100ZM108 190V191H107ZM109 190L111 191V192H109ZM113 190H115V191H113ZM130 190H131V192H130ZM165 192H164V191ZM179 192H178V191ZM184 190V191H183ZM206 190V191H205ZM228 190H230L229 188H228ZM233 190V189H232ZM258 190H259V192H258ZM71 191V190H70ZM75 191H77L76 189H75ZM105 191V193L103 194V193H101V192H104ZM117 191V192H116ZM123 191V192H122ZM130 193H129V192ZM133 191H135V193L133 192ZM182 191V192H181ZM188 191H189V193H188ZM209 191L210 192H212L215 196H212L213 194H211V193H209ZM57 192V191H56ZM60 192H61V190H60ZM72 192V191H71ZM97 192V193H98ZM138 192V193H137ZM164 192V193H163ZM167 192V193H166ZM174 194L175 192H177V194L176 195H178V196H176V198L174 197V195L172 194V193ZM181 192V193H180ZM206 192H207V194H206ZM228 192H230V191H228ZM232 192V191H231ZM239 192H240V190L238 191V194H239ZM240 192V193H241ZM262 192H261V194H262ZM7 193V192H6ZM59 193V192H58ZM58 193H56V194H54L53 193V196L54 195H58ZM67 193V192H66ZM65 193V194H66ZM108 193V194H107ZM129 193V194H128ZM183 193V194H182ZM188 193V194H187ZM194 193H196V195L194 194ZM211 194L210 195V197L211 198H209V201H210V204H209V201H208V203H206V202H204L205 201V199H204V201L202 200L204 197L203 196H201L200 194H205V196L206 195H208L209 196V194ZM224 193H227V191L226 192H224ZM233 193V192H232ZM234 193H235V196H236V190L234 191ZM61 194H62V192H61ZM69 194V193H68ZM68 194H66V196L68 195ZM84 194V195H85ZM110 194V195H109ZM131 194V199L129 198V195ZM133 194H135L134 196H135V198H133L132 197V195ZM144 194V195H143ZM148 194V195H147ZM169 194V195H168ZM229 194V193H228ZM227 194V195H228ZM242 194L240 195V196H242ZM8 195V194H7ZM93 195V196H92ZM105 195V196H104ZM143 195V196H142ZM146 195H147V197H146ZM150 195V196H149ZM165 195V196H164ZM187 195V197H185ZM202 198H198L199 196ZM229 195H231V194H229ZM234 195V194H233ZM258 195V194H257ZM263 196H264V194H262ZM1 197L3 196V194L2 195H0ZM104 196V197H103ZM110 196H111V198H110ZM123 196H121V197H123ZM139 196V197H138ZM148 196H149V198H148ZM152 196V197H151ZM166 196L168 197V198H166ZM182 197V198H180V197ZM197 197V199H193V197L194 198H196ZM232 196V195H231ZM230 196V197H231ZM261 196V195H260ZM88 197H89V200L88 201H90L89 203H86L85 205H84V203L85 202H87V199H88ZM141 197V198H140ZM156 197V200L154 199ZM159 197V198H158ZM163 197H165V198H163ZM172 197V198H171ZM233 197V196H232ZM231 197V198H232ZM238 198H240L239 196H237ZM246 197V199H244V200H247V196H245ZM250 197H248V199H250ZM253 197V196H252ZM251 197V198H252ZM256 197V196H255ZM58 198V197H57ZM61 199L63 198L64 199V197H60ZM60 198H58V199H60ZM67 198H70V196L68 195V197ZM79 198V199H78ZM82 198V197H81ZM91 198V199H90ZM95 198V199H94ZM127 198V199H126ZM133 198V199H132ZM143 198V199H142ZM145 198V199H144ZM148 198V199H147ZM174 198V199H173ZM205 198H207V197H205ZM231 198H229L230 200H231ZM260 199L262 198V196L261 197H259ZM258 198V199H259ZM7 199V198H6ZM63 199H62V201H63ZM141 199L143 200V201H141ZM152 199H154V200H152ZM159 199H162L161 200V202H162V204H161V202L160 201H157V200H159ZM168 199V200H167ZM174 200V204H173V206H172V202H170V200ZM181 199H184L183 201L181 200ZM189 199H190V206L191 205H193L194 207H195V204H198V202H199V200L201 201V202H203V205L202 206H200L202 203L201 202H199V203H201L199 206H197L196 205V207L194 208L193 206H191V207H193V209L191 208V210L193 211L194 209H195V215H194V213L190 210V212H192L191 213V215H192V219L195 221H193L194 223H192V225L189 227V223H191V222H189V221H186L188 218H189V216H190V219H191V215H189V214H187L186 212H188V211H186L187 209H185V207H183L184 208V210H183V208L182 207H179V204L182 206V204H185V203H187L188 201H189ZM211 199V200H210ZM228 199V200H229ZM237 198H235V200H236ZM256 199H257V197H256ZM259 199V200H260ZM262 199H264V198H262ZM5 200V199H4ZM55 200V199H54ZM57 200V199H56ZM55 200V201H56ZM83 200V201H82ZM85 200V201H84ZM94 200V201H93ZM103 200V199H102ZM114 200V201H115ZM126 200H128V201H126ZM146 200H148V203H147V201ZM151 200V201H150ZM186 200V202H184ZM193 200H195V201H193ZM221 200V199H220ZM234 200V201H235ZM239 200V199H238ZM55 201H53L54 203H55ZM58 201V200H57ZM65 200H64V202H66ZM80 201V202H79ZM113 201V202H114ZM118 201V200H117ZM123 201V200H122ZM135 201V202H134ZM144 201H146V204H145V202ZM164 201V202H163ZM168 201L170 202V204H168ZM223 201V200H222ZM227 201V200H226ZM243 201V200H242ZM242 201H241V203H242ZM250 201H252V199H250ZM59 202V201H58ZM84 202V203H83ZM95 202V203H94ZM116 202V201H115ZM120 202V201H119ZM144 203V204H141V203ZM159 203V204H156V203ZM184 202V203H183ZM192 202H194V204H191ZM195 202H197V203H195ZM225 202V201H224ZM240 202V201H239ZM245 201H243V203H244ZM4 203V202H3ZM6 203V202H5ZM5 203L3 204V206H5ZM83 204L84 205V208H85V206L87 207V208H82V205H80L79 206V204ZM90 203H91V205H90ZM124 203V202H123ZM164 203V204H163ZM166 203H167V206H166ZM206 205H205V204ZM213 203V204H212ZM230 203V201L228 202V204ZM248 203H249V200H248ZM256 203H258V202H256ZM264 203V202H263ZM7 204V203H6ZM56 204V203H55ZM55 204H53V206L55 205ZM58 204V203H57ZM57 204L55 205V206H57ZM59 204H64V206H65V203H59ZM77 204V205H76ZM94 204V205H93ZM118 204V205H117ZM148 204V205H147ZM178 205L177 207H176V205ZM217 204V205H216ZM238 204V203H237ZM9 205V204H8ZM8 205H6V206H8ZM90 205V206H89ZM93 205V208L91 207ZM187 206H188V204H186ZM207 205H209V206H212V207H207ZM215 205V206H214ZM224 205V204H223ZM259 205V204H258ZM51 206V205H50ZM65 206V207H66ZM75 206H78V210H76V211H78L77 213L78 214H80V213H84L85 212V215L83 216L84 218L85 217H87V218H85L86 219V221L88 222V224H85L86 223V221H82L81 220V222H82V224H81V222H78V220H77V222L75 221L76 219H78L77 218V216H79V215H75V211H70V208L72 207V209L71 210H75V209H77V208H73V207H75ZM115 206V207H114ZM120 206H122V204L120 205ZM159 206V207H158ZM165 206V207H164ZM172 206V207H171ZM184 206V205H183ZM220 206H222V205H220ZM225 206V205H224ZM227 206V205H226ZM225 206V207H226ZM235 207L237 206L236 205V203H235V205H234ZM255 206V205H254ZM58 207H62V206H58ZM64 207V208H65ZM114 207V208H113ZM134 207V208H133ZM164 207V208H163ZM176 207V208H175ZM199 207H201V209L203 208V207H205L204 209H202V211H201V209H199V211H198V208ZM216 207V208H215ZM57 208V207H56ZM79 208H80V210H79ZM96 210H95V209ZM137 208H139V212H140V210H145V211H147L146 213H148L147 214V216H143V215H146V213H143V215H141L142 214V212H145V211H141V213L139 214V216L137 215L138 214V212H135V211H137ZM161 208V209H160ZM166 208V209H165ZM168 208H171V211H170V209H168ZM174 208L176 209V210H174ZM210 208H212V209H210ZM216 210H215V209ZM219 208V209H218ZM224 208V207H223ZM229 208V207H228ZM227 208V209H228ZM232 208V207H231ZM234 208V207H233ZM8 209V208H7ZM10 209V208H9ZM55 209V208H54ZM82 209H84V210H82ZM134 209V210H133ZM163 209V213L162 212H160L161 210ZM175 211H173V210ZM178 209H181V210H179L180 211V213H181V211H182V214H183V216L184 217H182V216H180V215H182V214H180V213H178L179 211H178ZM210 209V210H209ZM225 209V208H224ZM48 210V209H47ZM51 210H53L52 208H51ZM165 210H167V211H165ZM169 210V211H168ZM221 210V211H220ZM255 210V209H254ZM56 211V210H55ZM68 211L70 212V213H68ZM79 211H82V212H79ZM97 211V212H96ZM172 211H173V213H172ZM186 211V212H185ZM203 211V212H204ZM3 212V211H2ZM10 212H11V210H10ZM39 212V211H38ZM65 212L66 213H68V218H66V215H65ZM167 214H166V213ZM172 214H171V213ZM184 212V213H183ZM198 212V213H197ZM203 212L201 213L202 215H203ZM218 212V213H219ZM224 212V211H223ZM222 212V213H223ZM4 214H6L7 216H8V213L9 212H7L6 210L3 212ZM12 213V212H11ZM10 213V214H11ZM71 213H73L74 214V216H76V218H74V216L72 215L71 216ZM76 213V214H77ZM99 213V214H98ZM174 213H176V214H179V216L178 215H175ZM189 213V212H188ZM209 213V212H208ZM207 213V214H208ZM213 212H211V214L209 213V215L213 218V219H211V217H209V218H206V217H208V216H203L204 218H205V220H206V222L208 221V222H210V220L211 221H213L215 218L217 219V217L216 216H218V215H215ZM217 213V214H218ZM259 213V212H258ZM40 214H42L41 212H40ZM39 214V215H40ZM59 214H57V219H60V218H58V215ZM70 214V215H69ZM97 214V215H96ZM136 214V215H135ZM0 215L1 216H3L1 213H0ZM52 215V214H51ZM53 215H54V213H53ZM136 217H135V216ZM141 215V216H140ZM170 215V216H169ZM172 215V216H171ZM189 215V216H188ZM205 215H206V213H205ZM222 215V214H221ZM6 216V217H7ZM56 216V215H55ZM54 216V217H55ZM176 218H174V217ZM178 216V217H177ZM219 216H220V214H219ZM264 216V215H263ZM82 217V218H83ZM140 217V218H139ZM149 217V218H148ZM151 217V218H150ZM171 217V218H170ZM180 217H182V220H184V221H186V222H184L183 221V223H181V225L179 224V220L181 219ZM186 217V218H185ZM188 217V218H187ZM2 218V217H1ZM0 218V219H1ZM5 218V217H4ZM11 218V217H10ZM81 218V217H80ZM79 218V219H80ZM81 218V219H82ZM135 218H137V219H135ZM139 218V219H138ZM148 218V219H147ZM179 218V219H178ZM199 218H200V216H199ZM8 220H9V217L7 218ZM6 219V220H7ZM46 219V218H45ZM90 219L92 220V217H90ZM101 219H99V220H101ZM105 219H107V220H105ZM170 219V220H169ZM174 219L176 220V221H174ZM178 219V220H177ZM202 219V218H201ZM207 219H209V220H207ZM228 219V218H227ZM260 219V218H259ZM263 219V218H262ZM54 220V219H53ZM97 220H98V218H97ZM163 220V222H164V224H166V223H168L167 225H165L164 227H162L163 226V222L161 223L160 221H162ZM165 220V221H164ZM167 220V221H166ZM43 221V220H42ZM47 221H48V219H47ZM47 221H46V223H47ZM90 221V220H89ZM101 221V222H102ZM106 221L108 222V224L107 225H105V223H106ZM128 221V222H127ZM178 221V222H177ZM201 220H199L198 219V222H200ZM5 222H7V221H5ZM44 222H45V220H44ZM58 222H60V224H64V223H61V221H58ZM69 222V223H70ZM76 222V223H75ZM92 221H90V223H91ZM125 222H127V223H125ZM132 222V223H131ZM147 224H146V223ZM158 224H157V223ZM161 224H160V223ZM174 222H175V224H174ZM188 222V223H187ZM205 222V221H204ZM203 222V223H204ZM206 222L204 223V225L206 224ZM207 222V223H208ZM214 222V221H213ZM257 222V221H256ZM4 223V222H3ZM51 223H53L52 221H51ZM69 223H65V227L67 226V225H69ZM78 223H80L81 225H78ZM121 225H120V224ZM125 223V224H124ZM137 223H139V224H137ZM142 223V222H141ZM152 223V224H151ZM155 223V224H154ZM174 225H173V224ZM185 223H187L186 225H185ZM202 223V224H203ZM76 224V225H75ZM99 224H101V223H99ZM110 224H112V222L110 223ZM113 224V226H115L116 227V225H114ZM124 224V225H123ZM160 224V225H159ZM199 224H201V223H199ZM227 224V223H226ZM258 224V223H257ZM257 224H254V226L255 225H257ZM78 225V226H77ZM87 225V226H86ZM103 225H100L101 227H99L100 228V230H101V228H105V227H103ZM139 225V226H138ZM142 225V224H141ZM145 225H146V227H145ZM148 225V226H147ZM212 225H217V223H213ZM261 226V224H260V222H259V224H258V226ZM262 225H264V223L262 224ZM44 226H45V224H44ZM48 226V225H47ZM57 226V225H56ZM86 228H85V227ZM95 226V225H94ZM111 226V225H110ZM160 226V227H159ZM177 226V225H176ZM177 226V227H178ZM199 228H198V230H200V229H202V228H204L203 226L201 227L200 225H197ZM206 226H208V227H210L209 226V224L207 225H205V227ZM221 226V225H220ZM253 226V227H254ZM257 226V229H258V237L257 238H259L260 237V233H263V231H262V228L261 227H258ZM42 227V226H41ZM54 227V226H53ZM109 227V226H108ZM112 227V226H111ZM114 227V228H115ZM184 227H182V230L180 231V232H184L183 234H181V237L182 236H184V238H182L183 239V242L185 241V242H187L186 243V246L187 245H189L190 244V246L192 245V246H194V244H195V242H192V241H190V240H188V241H186V238H185V232H187V230H185V228ZM189 227V228H188ZM201 227V228H200ZM218 229H222V227H218V226H216ZM215 227V228H216ZM226 227H228V224H227V226ZM263 227V226H262ZM48 228V227H47ZM46 228V229H47ZM57 228V227H56ZM62 228V227H61ZM85 228V229H84ZM110 228V227H109ZM118 227H116L115 229H117ZM122 228V227H121ZM120 228V230L122 231V230H127L125 227H124V229H121ZM128 229H130L129 227H127ZM168 228V227H167ZM166 228V230H168V229H170V227L167 229ZM194 227H192V229H193ZM197 227H196V225H195V229H196ZM214 228V230H216ZM260 228V229H259ZM66 229V228H65ZM68 229V230H69ZM90 229V230H89ZM119 229V228H118ZM177 229H180V227H178ZM176 229V230H177ZM191 229V230H192ZM228 229V228H227ZM238 229V228H237ZM263 229H264V227H263ZM7 231H8V229H6ZM82 230H86V232L88 233H86V232H84V231H82ZM89 230V231H88ZM101 230V231H102ZM111 230V229H110ZM114 230V229H113ZM138 230V229H137ZM158 230V229H157ZM198 230H196L197 232H198ZM236 230V229H235ZM240 230V229H239ZM262 232H261V231ZM100 231V232H101ZM102 231V232H103ZM114 231H116V230H114ZM113 231V236H114V238L116 239V236H118L119 234H117V233H115ZM119 231V230H118ZM117 231V232H118ZM128 231H130V234L129 233H127ZM148 231V230H147ZM150 231V230H149ZM156 231V230H155ZM169 231V230H168ZM178 231V230H177ZM189 231V230H188ZM201 231V230H200ZM218 231H220V230H218ZM225 231V230H224ZM254 231V230H253ZM98 232V231H97ZM135 232H137V231H135L134 230V233L131 231V229L130 230H127V231H125V232H121L120 234H121V236H122V234H123V236H124V233H127V234H125V235H128L129 234V237H130V235H134L133 237H135L136 236V238H137V236H138V234L139 233H136L135 234ZM160 232V231H159ZM174 232V231H173ZM191 232V231H190ZM189 232V233H190ZM196 232V233H197ZM215 232V231H214ZM217 232V231H216ZM223 231H221L220 233H222ZM257 232V231H256ZM7 233H9V231L7 232ZM91 233H93V235L91 234ZM110 233V234H111ZM132 233V234H131ZM156 233H158V232H156ZM172 233V232H171ZM170 233V234H171ZM177 233V232H176ZM192 233V232H191ZM212 233V232H211ZM220 233L218 234V233H216V234H218V236L220 235ZM252 233H254V232H252ZM70 234H72L71 232H70ZM155 234V233H154ZM153 234V235H154ZM166 234V233H165ZM164 234V232H163V235H165ZM169 233H168V235H170ZM195 234V233H194ZM193 234V238H197L198 239V234H195L194 235ZM202 234V233H201ZM216 234H211L212 235V238H214L213 237V235H215V238L217 237V235ZM233 234H234V232H233ZM236 234H238V232L236 231ZM0 235H4V234H0ZM6 235V234H5ZM4 235V236H5ZM10 235V234H9ZM8 235V236H9ZM73 235V234H72ZM99 235V234H98ZM108 235V234H107ZM140 235V234H139ZM167 235V234H166ZM176 236H177V234H175ZM178 235H180V234H178ZM197 235V236H196ZM223 235V234H222ZM221 235V236H222ZM247 235V234H246ZM249 235V234H248ZM252 235V234H251ZM254 235H256V234H254ZM264 235V234H263ZM7 236V235H6ZM6 236H5V238L3 237V240L4 239H6V240H9V239H7L6 238ZM74 236V235H73ZM120 236V235H119ZM118 236V237H119ZM147 237H148V234L146 235ZM159 236H161V235H159ZM172 236H173V234H172ZM188 236V235H187ZM186 236V237H187ZM220 236V237H221ZM243 236V235H242ZM242 236L240 237V240H241V242L242 243H239V245L240 246H238V247H236L235 249H232V250H230V249H225V250H228V251H226V257L227 258H229L230 259V261H236L235 259H240V258H245V256L246 255H248V252H247V246H248V243H251V240L252 239H254L253 237V235H252V237L251 236H246V237H243L242 238ZM257 236V235H256ZM262 236V235H261ZM69 237H71V235H69ZM83 237V238H84ZM91 239V240H89L88 241V239L89 238ZM97 237V236H96ZM106 237V236H105ZM146 237V238H147ZM154 237V236H153ZM166 237V236H165ZM168 237V236H167ZM178 237V236H177ZM228 237V236H227ZM232 237V236H231ZM72 238V237H71ZM82 238V239H83ZM104 238V237H103ZM108 238H109V236H108ZM123 238V237H122ZM128 238V237H127ZM126 238V240L127 241H129L128 239H130V238H128L127 239ZM152 238V237H151ZM163 238V237H162ZM179 238V237H178ZM200 238L201 237H199V240H200ZM205 238H206V236L202 239V242L204 243V245H205V241L206 240H208V239H206L205 240ZM212 238H210L209 237V240L210 239H212ZM263 240H262V239ZM74 239V241H75V237L74 238H72V240ZM81 239V240H82ZM121 239V238H120ZM120 239H119V241H120ZM123 239H125V238H123ZM131 239H133V238H131ZM139 239V238H138ZM173 239V238H172ZM172 239H171V241L170 242H172ZM176 239V238H175ZM174 239V240H175ZM185 239V240H184ZM190 239H192V238H190ZM243 239V240H242ZM97 240V239H96ZM101 240H102V237H101ZM100 240V241H101ZM104 240H105V238H104ZM103 240V241H104ZM157 240V239H156ZM159 241H160V239H158ZM162 240V239H161ZM163 240H165V239H163ZM162 240V241H163ZM168 240H170V239H168ZM173 240V241H174ZM179 240V243H181L180 241H181V238L180 239H176V241H178ZM204 240V241H203ZM213 240V239H212ZM211 240V241H212ZM217 240V239H216ZM219 240V239H218ZM230 240H232L231 238H230ZM246 240V241H245ZM258 240H260L259 242L261 243H263L264 242V237H260ZM262 240V241H261ZM2 241V240H1ZM0 241V242H1ZM10 241V240H9ZM73 241V242H74ZM80 241V240H79ZM84 241H85V239H84ZM83 241V246H86L88 243H86V242H84ZM94 241V240H93ZM106 241H108V243L110 242V238H109V240H107V238H106ZM112 241V240H111ZM115 241V240H114ZM122 241V240H121ZM120 241V242H121ZM125 241V240H124ZM130 241H133V240H130ZM134 241H135V239H134ZM134 241H133V243H134ZM175 241V242H176ZM220 241V240H219ZM243 241H244V243L245 244H243ZM4 242H6L5 240H4ZM136 242H138V241H136ZM148 242V241H147ZM151 242H154V241H151ZM158 242V241H157ZM156 241H155V243H157ZM185 242L183 243V246H185ZM216 242V241H215ZM223 242V243H222ZM248 242V243H247ZM258 242V241H257ZM75 243V242H74ZM76 243H78V242H76ZM75 243V244H76ZM86 243V244H85ZM104 243V242H103ZM107 243V244H108ZM114 243V242H113ZM130 243V242H129ZM146 243V242H145ZM155 243H153V244H155ZM159 243V242H158ZM194 243V244H193ZM207 243V242H206ZM217 243H218V241H217ZM255 243V242H254ZM10 245H11V243H9ZM75 244H73L72 243V245H75ZM82 244H80V246L77 248V249H79V248H81L82 247ZM96 244H97V242H96ZM96 244H95V246H96ZM106 244V245H107ZM118 244H123V243H119L118 242ZM139 244V243H138ZM163 244H165V243H163ZM170 244V243H169ZM177 244V246H178V242L176 243ZM221 244H224V241H222V239H221ZM256 244V243H255ZM8 245V241H7V244H6V246ZM77 245V244H76ZM94 245V244H93ZM105 245V246H106ZM115 245H117V244H115ZM135 245V244H134ZM151 245H152V243L149 245V243H148V246L149 247H151ZM170 245H174L173 243L172 244H170ZM201 245V243H199V244H195V247L196 246H200ZM238 245V244H237ZM4 246V245H3ZM5 246V248H10V246L8 245L7 247ZM112 246H114V244L112 245ZM119 246V245H118ZM125 246H127L126 244H125ZM133 246V245H132ZM157 246H158V244H157ZM157 246H156V248H157ZM167 246V245H166ZM176 246V247H177ZM181 246V245H180ZM185 246V247H186ZM190 246H187L186 248H184L185 250H187V248L188 247H190ZM202 246V245H201ZM200 246V247H201ZM261 246V245H260ZM259 246V249H260V254H259V256H260V258L257 256V255H255L256 256V258L258 257L259 258V262H261V264H264V250L262 251L261 250V247ZM264 246V245H263ZM262 246V247H263ZM74 247V246H73ZM111 247V246H110ZM120 247H122V245L120 246ZM142 247V246H141ZM154 247V246H153ZM171 247V246H170ZM170 247H169V249H170ZM176 247H173V248H176ZM182 247V246H181ZM199 247V248H200ZM221 247H222V245H221ZM255 247V246H254ZM83 248V247H82ZM102 248V247H101ZM101 248H98L99 250L101 249ZM106 249H103V251L105 250V252L106 251H110L111 249H108L107 248V246L105 247ZM116 248H118L117 246H116ZM123 248H125L124 246H123ZM127 248V247H126ZM155 248V247H154ZM177 248H179V247H177ZM183 248V247H182ZM182 248L180 249L181 251H184V249L182 250ZM198 248V247H197ZM11 249V248H10ZM75 249H76V247H75ZM74 249V250H75ZM90 249V248H89ZM88 249V250H89ZM108 249V250H107ZM159 249H161L160 247H159ZM165 249V248H164ZM163 249V250H164ZM168 248H166V250H167ZM169 249H168V251H169ZM172 249V248H171ZM170 249V250H171ZM192 249V248H191ZM190 249V250H191ZM224 249V248H223ZM222 249V250H223ZM263 249H264V247H263ZM81 250V249H80ZM97 250V249H96ZM119 250V249H118ZM117 250V251H118ZM157 250H158V248H157ZM163 250H162V252H163ZM177 250V249H176ZM179 250V249H178ZM190 250L188 249V251L186 252V253H188V255H189V253H190ZM196 250V249H195ZM225 250H223L224 251V253H225ZM4 252L3 253H5V250H3ZM77 251V250H76ZM87 251V250H86ZM123 251V250H122ZM167 251V252H168ZM102 252V251H101ZM110 252H112V251H110ZM156 252V251H155ZM164 252H165V250H164ZM167 252H166V254H167ZM178 252V251H177ZM180 252V251H179ZM179 252L177 253L178 254V257L179 256H181L180 254H179ZM191 252H193V250H191ZM195 252V251H194ZM193 252V253H194ZM197 252V251H196ZM255 253H256V251H254ZM6 253H8V249H7V251H6ZM11 251L9 250V255L11 256ZM90 253H91V251H90ZM108 252H106V254H107ZM114 253V252H113ZM158 254H159V252H157ZM170 253V252H169ZM176 253V252H175ZM193 253H190V256H191V254H193ZM223 253V254H224ZM229 253V254H228ZM7 254V255H8ZM164 254V253H163ZM172 254V250H171V253L169 254V258L168 259H171V257H170V255ZM177 254H176V256H177ZM184 254V253H183ZM252 254H254V253H252ZM252 254H250V255H252ZM1 255V254H0ZM114 255V254H113ZM185 255V254H184ZM228 255V256H227ZM230 255V256H229ZM4 257H5V255H3ZM78 256V255H77ZM80 256H82V255H80ZM101 256H104V255H101ZM186 256V255H185ZM183 256V257H179V260H181L180 262H183L184 263V261H183V259L187 262V260H186V257L188 258V256ZM223 256H225V255H223ZM2 257V256H1ZM178 257H175V258H178ZM232 257V258H231ZM77 258V257H76ZM94 258H96V257H94ZM100 258V257H99ZM107 258V257H106ZM114 258V257H113ZM118 258V257H117ZM0 259H2V258H0ZM6 259V258H5ZM10 259H11V257H10ZM91 259V258H90ZM92 259H93V257H92ZM101 259V258H100ZM103 259V258H102ZM109 259H111V258H109ZM9 260V259H8ZM84 260H85V258H84ZM98 260V259H97ZM173 260V259H172ZM249 260H250V258H249ZM253 260V259H252ZM251 260V261H252ZM256 259H254L253 261H255ZM2 262H6V261H4V259L3 260H1ZM92 261H95L94 259L92 260ZM100 261H102V260H100ZM107 261L108 260H106V263H107ZM110 261V260H109ZM232 261V262H233ZM237 261H239V260H237ZM258 261H256V262H258ZM90 262V261H89ZM88 262V263H89ZM103 262H105L104 260H103ZM174 262L176 263V259L174 260ZM102 263V262H101ZM108 263H110V262H108ZM255 263V262H254ZM6 264V263H5ZM90 264V263H89ZM104 264V263H103ZM180 264V263H179ZM185 264V263H184Z\"/></svg>",
	"mask_w": 264,
	"mask_h": 264
}]
</instances>
